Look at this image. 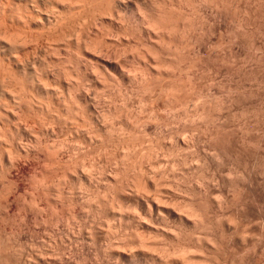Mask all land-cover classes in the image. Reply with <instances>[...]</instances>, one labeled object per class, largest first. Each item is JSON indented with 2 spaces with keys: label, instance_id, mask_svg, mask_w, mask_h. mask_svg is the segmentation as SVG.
I'll return each instance as SVG.
<instances>
[{
  "label": "rangeland",
  "instance_id": "1",
  "mask_svg": "<svg viewBox=\"0 0 264 264\" xmlns=\"http://www.w3.org/2000/svg\"><path fill=\"white\" fill-rule=\"evenodd\" d=\"M13 1V2H12ZM17 1V2H16ZM139 1V0H136ZM142 1V2H141ZM140 3H143L146 6L150 5L151 0H146L143 1L141 0ZM159 1V0H158ZM164 3H166L167 7L168 6H175L176 1L174 0H162ZM161 1V2H162ZM169 1V2H168ZM218 1V0H217ZM231 3L229 4V2L227 3L229 5L228 7V12L226 11V15L225 13L223 14L221 12V14L219 16L218 13L217 14H211V15H216V16H206L209 15L207 13H209V11H207V9L205 10V8L201 7L199 5L197 6H193L194 4L190 3L185 4V2L182 4L187 5L190 7H187L184 5V7H181L182 9L184 8V10L188 13H190L191 11H194V20H197V18H201V25H205L202 26V29L206 28L209 29L211 27V29L209 31H207L206 29L204 30L205 32H207L208 34H206L202 29L199 28V26L196 29V33L198 30V34H194L197 37V39L199 38V40H197L196 42H199L198 44L201 45L199 46L200 49L197 46V43H195L196 46H194V50L199 49V55L197 54V58L198 56L200 57V59L198 58L197 60H201V61H197L196 65H192L193 67H190V69H188V66H186V68H180V69H184L183 71L180 69L178 71H176V69H174L175 71L172 72L175 73V75L177 76L178 73H180V75H182V77L178 74V77L180 76V78L184 79V80H188L187 78V74L189 75V79H191L190 83L192 86L190 85V97L191 100H189L186 102V111H184L185 113H183V109L180 107H178L179 109L174 111L172 110V108H170V104H168V106L166 104H162V102L158 101V100H154L152 101V98H148V96H146V94L140 95L139 93L136 92H131L130 93V97L129 98H125V100L123 99V95H127L129 94L127 91L130 90L129 86L132 81L128 82L127 79H123L125 80V82L123 83V80L121 81L122 83H120L118 85V83H114L116 82L115 79H117L119 75H116L111 73L110 76H115V77H110V78H114V82L111 80V82H106L105 84H100L96 83V84H85L88 83L85 80L81 79V77H83L84 75H82L80 77L81 81H84L83 83V87L88 93H86V91L83 90L82 85L80 86L82 88V90H80L79 92L82 93H86L88 94V96H90L88 98L87 102H90L91 105H89V109L86 108L85 103L83 101H81V99L79 100V98L76 99L74 98L72 100V95L74 96V93H78L79 92L76 89L75 92L73 89V93L69 92L66 88V78L64 80L63 76L64 75L62 72L63 68H62V64H57L59 66H61V69L59 70L58 67L56 65L50 66L47 69H50L51 72H49L47 69V72H49V74L47 75L46 71H45V67H47L46 65H41L42 63L40 62L42 59V54L43 52H41V49H38L41 47V45L45 42L46 45L50 44L54 45L55 49L57 50V46L58 47H64V45L66 47L69 48L70 51H76V50H80L82 49L79 48L77 49L76 46V39H79L78 42H81L83 44L84 42L90 43H95L94 45L97 46L102 39L103 41H105L103 43L100 44L103 48H101L103 50V54L102 56H104V58H107L108 56L110 57H114V60L116 61L117 59H120L121 61H123V64L120 63L119 60H117L120 64L124 65L123 66V71L125 73H127V71L129 69H135L137 66V69H147L148 70V66H147V62H145L147 59H150V56L152 54V52H148V49L146 51V48L148 46L147 41L145 39H143V37L141 36H136L131 34L130 35V31L128 33L127 30V35H124L123 37H121V35H123L122 32L120 33V30L118 25L113 23L111 25L110 21L108 19L104 20L101 22V20L99 19V15H97L96 12L94 11V7H90V5L88 3L86 6L80 7V9L82 8V10L78 9H73V10H66L64 9V12L67 11V15H70L73 11L74 13L69 16L68 20H65V17H67L60 9V11L63 13H59L57 7L54 11H57L55 13L62 14L63 19H61L62 21H64L65 23L62 24H58L57 26L54 27V29H52V31H50L51 33H49V31L46 33V35H44L43 37L40 35L39 36V31L37 29H35V27L31 28L30 30H33L32 32L30 31L28 33L29 28L23 29V25L18 26L20 24H17L15 21L17 17L13 16L16 10L14 9V7L16 8V6L18 7L19 5H17V3L19 4V0H0V37L1 39H3V37L6 39L7 36L9 39H12V37L10 36V34L15 37L13 38H20V36L26 35V33L28 35V37L25 36H21V37H25V38H29L30 40L33 38V41L31 40L32 43L35 44L37 43L38 45L34 46V47H38L37 51H35L36 49L34 47H32V44H29V49L30 53L28 54L26 51V55L24 54V60L23 58L22 61V65L25 63L28 66H31V63L34 62L33 64L35 66H32L35 68L30 67H26V65L24 67L26 68H22V65H20L19 67H15L13 65H6L8 64L5 61L3 66L0 64V103H3L4 105V100L7 102L9 101L8 99L11 100V98L8 96V93L5 92V90H7L8 87L11 86V88L13 89V87L15 89H13V91L16 94H20V99H16L18 101V103L14 102H10L11 106L14 109V113H17V119L14 117H10V113L9 115H3L5 117H2V119L0 120V130H1V135H0V199L2 197V199L0 200V212L1 209L3 210L0 214V254L1 255H5L6 258L5 260L6 263L8 264H132L134 262V260H132V263L130 262H126L124 261L121 257L117 256L116 252L114 251L112 245H111V240L105 239L101 237L97 236V233L100 234V231H102V229H106L108 227V225H112L111 222H113V218L109 219L111 221H109L107 219V217L109 218L110 216L107 214H111L109 211H105L102 208L99 210H96V206H98V203H101L102 199V195H104L105 193H101L102 191L104 192V188L106 186V182L108 176L112 175L113 172H118V175L123 177V173L125 171V169H127L128 164H130L128 161L132 160V157H135L134 155H132L133 151L134 153L137 150V155L139 154V156L136 155V157H140L141 156V150L146 149V150H142V156L145 157V155L149 158H145L148 159V161H145V163H147L146 165H144V168H147L149 166V164H151L150 166H152L149 169H152V172L148 170L149 173L147 172H143V175L145 173L144 176H147L146 174L149 175V177H153L156 180V177L159 175L160 179H161V175H163L161 180H156L158 183L161 181V184L164 187L163 189L169 191L172 187L173 184L175 182V180H178V178L180 179V181H176L175 183L177 185H179L177 188L173 187L174 190L176 192H174L173 188L171 189V195H167L168 192L163 193L164 191L162 190V194L163 196H165V198L167 196H170L169 199H179L184 200L185 199H190V191H193L192 189L195 188L196 186L199 189H203L205 186H203L205 184V179H207V182L205 185H208V183L210 184L211 180L215 178L214 181H211V187H213L212 185L214 184V190H212V188L210 189V191H214L213 193L210 194V196L212 195V198L214 196V198H219L220 195L221 196H230L232 195V188L229 187L227 184L230 183V177H231V181L233 179V177H235V174H237V170L239 171H243L244 175H247L246 173L248 172V179L252 180V183H250V189H253L254 196L256 195L255 198V207H254V213L255 215L250 218V220L252 219V223L250 220H248L249 225L247 224V226H249L247 228V234L245 233V236L243 237L242 241L241 238L239 240L241 241H237L238 243L235 244L236 246H234L235 248L239 247L240 245L243 246L242 250H246V252H241V246L238 248L239 251H237L239 254H237L236 256L239 257L240 254L241 256H244L245 262L248 260L247 264H264V244H262V246L259 244L262 241V238L259 240L258 235L256 234H252L251 230L255 229L257 226L255 223H258L257 225H261L259 221H257L256 217L261 221H263L264 216L263 212H264V196H262L264 194V0H229ZM5 2V3H4ZM8 2V3H7ZM149 2V4H148ZM162 2V4H163ZM168 2V3H167ZM174 2V3H173ZM13 3V4H12ZM173 5H171V4ZM176 3V4H175ZM2 4V5H1ZM4 4V5H3ZM181 4V5H182ZM21 5V4H20ZM101 7H99L100 9H102L103 11V4H100ZM182 5V6H183ZM233 5V7H232ZM3 6V7H2ZM9 6V7H8ZM47 6H50L49 4ZM46 6V7H47ZM99 6V5H98ZM199 6V7H198ZM236 6V7H235ZM5 7V8H4ZM86 7V8H85ZM89 7V8H88ZM97 6H95L96 8ZM105 7V6H104ZM195 7H198L197 9L202 10L201 12L205 11L204 15L203 13L200 15H195L197 11L193 10ZM4 10H2V9ZM9 8V9H8ZM176 8V7H175ZM188 8V9H187ZM193 8V9H192ZM236 8V9H235ZM245 8V9H244ZM261 8V9H260ZM48 9V8H47ZM72 9V8H69ZM86 9V10H85ZM89 9V11H88ZM93 9V10H91ZM170 9V8H169ZM174 10V8H172ZM196 9V10H197ZM239 9V10H238ZM263 9V10H262ZM2 10V11H1ZM11 10V13L9 12ZM18 10V9H17ZM20 10V9H19ZM18 10V11H19ZM51 10L48 9L47 11ZM96 10V9H95ZM98 10V9H97ZM96 10V11H97ZM168 10V8H167ZM171 10V9H170ZM183 10V11H184ZM4 11V12H3ZM7 11V12H6ZM15 11V12H13ZM18 11L16 13H18ZM52 11V10H51ZM70 11V12H68ZM77 11V12H76ZM100 11V10H99ZM175 11V10H174ZM173 11V12H174ZM248 11V12H247ZM257 11V12H256ZM3 12V13H2ZM20 13L22 12L21 10L19 11ZM85 12V13H84ZM176 12V11H175ZM231 12V14H230ZM172 13V11H171ZM228 13V16H227ZM254 13V14H253ZM263 13V14H262ZM9 14H11L14 18V20L8 16H10ZM57 14V15H58ZM81 14V15H80ZM222 14L225 15L226 19L224 18V16L222 17ZM234 14V15H233ZM250 14V15H249ZM11 16V17H12ZM187 16H191L192 17V13ZM203 16L207 17L210 20H206V18ZM213 17V18H211ZM219 17V18H218ZM222 17V18H221ZM228 17V18H227ZM242 17V18H241ZM71 18V19H70ZM218 18V20H217ZM221 18V20H220ZM12 19L13 21L11 22ZM67 19V18H66ZM76 19V20H74ZM60 20V21H61ZM80 20V21H79ZM190 20V19H189ZM197 20V21H198ZM205 22H204V21ZM213 20V21H212ZM215 20V21H214ZM220 20V21H219ZM238 20V21H237ZM75 21V22H74ZM99 21V22H98ZM203 21V24H202ZM245 21V22H244ZM14 22V23H13ZM97 22V23H96ZM108 22V23H107ZM190 22H193V20ZM211 22V23H210ZM216 22V23H215ZM102 23H104L105 25H101ZM109 24L108 26L106 25ZM234 23V25L232 24ZM65 26H64V25ZM63 25V26H62ZM67 25V26H66ZM211 25V26H210ZM230 25V26H229ZM232 25V26H231ZM255 25V26H254ZM62 28H61V27ZM103 26V27H102ZM106 26V27H104ZM212 26H214L212 28ZM229 26V27H228ZM59 27V28H58ZM111 27V28H110ZM241 27V28H240ZM256 27V28H255ZM21 28V29H20ZM25 28V27H24ZM113 28V29H112ZM215 28V31H214ZM225 28V30H224ZM231 28V29H230ZM260 28V29H259ZM81 29V30H80ZM113 31H112V30ZM118 31H117V30ZM126 29V28H125ZM251 29V31H250ZM25 30V31H24ZM35 30H37L38 32H34ZM59 30V31H58ZM104 30V31H103ZM201 35H199V33L201 32ZM254 30V31H253ZM256 30V31H255ZM17 31V32H16ZM111 31V32H110ZM193 31V30H192ZM214 31V32H212ZM222 31V32H221ZM10 32V33H9ZM13 32V33H12ZM26 32V33H25ZM57 32V33H56ZM59 32V33H58ZM212 32V33H210ZM234 32V33H233ZM5 33V34H4ZM31 33V34H30ZM88 33V34H87ZM90 33V34H89ZM92 33V34H91ZM98 33V34H97ZM104 33V34H103ZM262 33V34H260ZM9 34V35H8ZM17 34H20L19 36ZM36 34V35H34ZM52 34V35H51ZM105 35L106 37H102V35ZM118 34H121L118 36ZM136 34V33H135ZM205 34V35H203ZM231 34V35H230ZM38 35V36H37ZM132 35L134 37H132ZM138 35V34H137ZM204 37H203V36ZM209 35V36H208ZM234 35V36H233ZM99 36V37H98ZM108 36V37H107ZM133 39H129V41L127 40L128 38ZM136 36V37H135ZM195 36V37H196ZM223 36V37H222ZM32 37V38H30ZM50 37V38H49ZM100 39H98V38ZM102 37V38H101ZM125 37V38H124ZM128 37V38H127ZM141 37V41L138 40ZM184 37V36H183ZM182 37V42H183V38ZM214 37V38H213ZM44 38V39H43ZM56 38V39H55ZM114 38V39H113ZM124 38V39H123ZM127 38V39H126ZM202 38V39H201ZM40 39V41H39ZM50 39V40H49ZM62 39V41H61ZM89 39V40H88ZM96 39V40H95ZM111 39H113L112 41H110ZM221 39V40H220ZM48 40V41H47ZM65 40V41H64ZM86 40V41H85ZM100 40V41H98ZM143 40V41H142ZM185 40V39H184ZM205 40V41H204ZM208 40V41H207ZM61 41V42H60ZM98 41V42H96ZM119 41V42H118ZM136 41V42H135ZM180 41V42H181ZM187 41V39L185 40ZM218 41V43H217ZM54 42V43H53ZM56 42V43H55ZM74 42V43H73ZM109 42V43H108ZM145 42V43H143ZM225 42V43H224ZM39 43H42L39 45ZM44 43V44H45ZM63 43V44H62ZM69 43V44H67ZM79 43V44H81ZM97 43V45H96ZM107 43V44H106ZM129 43V44H128ZM139 43V44H137ZM220 43V44H219ZM43 44V45H44ZM59 44V45H58ZM74 44V46H73ZM147 44V45H145ZM181 44H184L181 43ZM190 44V43H189ZM214 44L215 47H214ZM228 46H226V45ZM107 45V46H104ZM185 45V44H184ZM191 45V44H190ZM82 46V45H79ZM135 46V47H134ZM150 48L153 46L149 45ZM148 46V47H149ZM188 46V45H187ZM187 46L185 47V50L187 49ZM202 46V47H201ZM209 46V47H208ZM226 48H223V47ZM230 46V48H229ZM259 46V47H257ZM71 47V48H70ZM73 47V48H72ZM100 47V46H98ZM193 47V46H191ZM212 47V49L210 48ZM222 47V48H221ZM249 47V48H248ZM65 48V47H64ZM60 49L58 48L59 52L58 53H62L64 56L65 55V49ZM152 48L149 49L152 51ZM190 48V47H188ZM205 48V49H204ZM218 48V49H217ZM228 48V49H227ZM252 48V49H251ZM258 48V49H257ZM262 48V49H261ZM51 49H54L53 47L48 48V52L51 51ZM54 49L53 52H50L52 55H50L47 51L46 53L50 55V58H52L54 52L56 54V50ZM108 49V50H106ZM133 49V50H132ZM140 49V51H139ZM156 49V48H155ZM153 48V51L155 52V50ZM215 49V50H213ZM226 49L227 52L225 53L226 55L229 56V63L227 61V56L226 58L224 57V53L223 50ZM34 50V52H33ZM61 50V51H60ZM184 49L180 50L179 53L181 51H183ZM184 50V51H185ZM189 50V51H188ZM186 50L187 52H189V54L194 55L192 53L193 50L188 49ZM202 50V51H201ZM209 50L208 54L210 55H205L207 54L206 51ZM213 52H212V51ZM219 50V51H218ZM224 50V51H226ZM259 50V51H257ZM28 51V49H27ZM39 51L41 53V55L39 54ZM69 51V52H70ZM133 51V52H132ZM139 51V52H138ZM181 52L184 53L183 57L185 56V58L187 57L188 60L190 58V61H192L193 57L196 56L194 55L191 59L190 55L186 54L185 52ZM192 51V52H191ZM221 51V52H220ZM232 51V52H231ZM36 52V55L34 54ZM116 52V53H115ZM132 52V53H131ZM136 52V53H134ZM140 52H144L145 56H147L148 58H145L143 61V56L141 55L142 53ZM148 52V54L146 53ZM172 52V51H171ZM178 52V51H177ZM175 52V54L177 53ZM191 52V53H190ZM203 52V54H202ZM216 52L218 54H216ZM231 52V53H230ZM255 52V53H254ZM72 53V52H71ZM69 53V54H71ZM74 53V52H73ZM131 53V54H130ZM134 53V55H132ZM140 53V55L138 56V54ZM166 51H163V55L162 57L164 58V56L166 55ZM169 53V52H168ZM196 53H198V50L196 51ZM195 53V54H196ZM220 53V54H219ZM28 54V55H27ZM38 54V55H37ZM106 56H105V55ZM116 54V55H114ZM165 54V55H164ZM171 54V53H170ZM214 54V55H213ZM238 54V55H237ZM261 54V55H260ZM263 54V55H262ZM34 55V56H33ZM49 55H47L46 58H48L49 60ZM75 55V53H74ZM188 55V56H187ZM203 55V56H202ZM29 56V57H28ZM33 56V57H32ZM46 56V54H45ZM54 56H57L54 55ZM53 56V57H54ZM66 56V55H65ZM73 56V55H70ZM167 56V60H169L168 58V54ZM176 61L177 58L179 59L180 57H178V53L176 54ZM206 56V58H205ZM209 56V57H208ZM218 56V57H217ZM222 56V57H221ZM233 56V57H232ZM28 57V58H27ZM75 57H77L75 55ZM203 57V58H202ZM225 60H224V58ZM27 58V59H26ZM34 58L35 61H34ZM39 58H41L39 60ZM72 58V57H71ZM162 58V60H163ZM166 58V57H165ZM65 59V58H64ZM75 60V58H72ZM109 59V58H108ZM111 59V58H110ZM125 59V60H124ZM160 59V58H159ZM175 59V58H174ZM184 59V58H183ZM182 59V55H181V60L182 63H185L188 65L190 63L189 62H184V60ZM28 60V61H27ZM30 60V61H29ZM63 60V58H62ZM74 60L72 61V64L74 62ZM112 59V61H114ZM173 58H171L169 61L167 62H172ZM179 60V61H181ZM195 60V58H194ZM193 60V61H194ZM256 62H255V61ZM21 61V62H22ZM47 61V60H46ZM116 61V62H117ZM165 61V59H164ZM166 61L164 63H166ZM175 61V60H173ZM175 61V63H177ZM178 61V63H179ZM227 61V63H226ZM233 61V62H232ZM253 61V62H252ZM258 61V62H257ZM27 62V63H26ZM31 62V63H30ZM36 62V63H35ZM38 62L41 63L38 65ZM69 61H63V66H67ZM71 62V61H70ZM117 62V63H118ZM127 62V63H126ZM6 63V64H5ZM82 63V62H80ZM125 63V64H124ZM145 63V64H144ZM174 63V62H173ZM172 63V64H173ZM177 63V64H178ZM260 65H259V64ZM70 63V65H72ZM55 65V64H54ZM69 65V64H68ZM130 65V66H129ZM144 65V66H143ZM176 65V64H175ZM180 65V63L178 64V66ZM184 65L182 64L181 67H184ZM190 65V64H189ZM255 65V66H254ZM8 66V69L7 67ZM12 68H11V67ZM134 66V68H133ZM141 66V68H140ZM148 68H147V67ZM177 66V65H176ZM5 69H3V68ZM10 67V69H9ZM41 67H42V71H41ZM128 67V68H127ZM143 67V68H142ZM29 68V70H28ZM37 68H39L40 70H38ZM58 71H62V72H58ZM192 68V69H191ZM195 68V69H194ZM20 69V71H19ZM24 69V70H23ZM26 69V70H25ZM38 71H37V70ZM127 69V70H126ZM150 69V68H149ZM187 69V70H186ZM4 70V71H3ZM12 70V71H11ZM15 70V71H14ZM17 70V71H16ZM34 70L36 73H34ZM152 70V69H151ZM210 70V71H209ZM19 71V72H18ZM32 71V72H30ZM153 71V70H152ZM187 71V72H186ZM192 71V72H191ZM11 72V73H10ZM17 72V73H16ZM26 72V73H25ZM30 72V73H29ZM44 74H43V73ZM54 72V73H53ZM58 72V73H56ZM182 72V73H181ZM190 72V73H189ZM15 73L14 77L13 74ZM22 73V74H20ZM42 73V74H41ZM186 73V75H184ZM231 73V74H230ZM247 73V74H246ZM11 74V75H8ZM36 74V75H35ZM42 76H40V75ZM57 74V75H56ZM59 75L60 78H59ZM200 74V75H199ZM215 74V75H214ZM17 75V76H16ZM20 75V76H19ZM23 75V76H22ZM31 75V76H29ZM40 78H38L39 76ZM173 74V76H175ZM228 75V76H227ZM254 75V76H253ZM7 76V77H6ZM22 76V77H21ZM33 76V77H32ZM86 76V75H85ZM84 76V78H85ZM109 76V75H107ZM106 76V77H107ZM175 76V77H176ZM4 77V78H3ZM13 77V78H12ZM24 77V78H23ZM88 78V76H86ZM192 77V78H190ZM239 77V78H238ZM21 78V79H19ZM28 78V79H27ZM32 78V79H31ZM44 78V79H43ZM52 78V80H51ZM59 78V79H58ZM110 78L108 77L107 80H110ZM258 78V79H257ZM15 79V81H14ZM35 79V80H34ZM40 79V80H39ZM47 79H50L47 80ZM121 78L119 77V79L117 80L119 82ZM257 79V80H256ZM9 80V81H8ZM11 80V81H10ZM55 80V82H54ZM58 80L60 81V83L58 82ZM64 80V81H63ZM106 80V81H107ZM183 80V81H184ZM260 80V81H259ZM24 83H22V82ZM26 81V82H25ZM35 81V82H34ZM37 81V82H36ZM43 81V82H42ZM62 81V82H61ZM190 81V80H189ZM217 81V82H216ZM241 81V82H240ZM244 81V82H243ZM8 82V83H7ZM9 82L13 83L11 85V83L9 84ZM20 82V83H19ZM28 82V83H27ZM34 82V83H33ZM47 82V83H46ZM50 82V83H49ZM52 82V83H51ZM59 86H58V84ZM65 82V83H64ZM231 82H233L231 84ZM237 82V83H236ZM16 83V84H15ZM18 83V85H17ZM31 83V84H30ZM37 83V84H36ZM40 83V84H39ZM42 83V84H41ZM44 83V84H43ZM114 83V84H113ZM195 83V86H194ZM260 83V84H259ZM3 84V85H2ZM6 84V85H4ZM38 84L42 85V87L44 86L47 87L45 88V90H41L44 88L39 87V90L36 89V86L38 88ZM49 84V85H46ZM63 84V85H62ZM85 84V85H84ZM109 84V85H108ZM133 84V83H132ZM131 84V85H132ZM23 85V86H22ZM27 85V86H26ZM30 85V86H29ZM34 85V86H32ZM104 85V86H102ZM108 85V87H107ZM117 85V87H116ZM121 85V86H120ZM127 85L129 87V89L127 90ZM243 85V86H242ZM3 86V87H2ZM7 88H6V87ZM119 86V87H118ZM125 86V87H124ZM5 87V88H4ZM25 87V88H24ZM32 87V88H31ZM91 87V88H90ZM96 87V88H95ZM103 87V88H102ZM123 87V88H122ZM224 87V88H223ZM226 87V88H225ZM234 87V88H233ZM34 88V89H33ZM87 88V89H86ZM98 88V89H97ZM195 88V89H194ZM199 90H197V89ZM9 89V88H8ZM25 89V90H24ZM46 89H48L46 91ZM56 89V90H55ZM61 89V90H60ZM107 89V90H106ZM109 89V90H108ZM114 89V90H113ZM119 89V91H118ZM235 89V91H234ZM251 89V90H250ZM4 90V92H3ZM31 90V91H30ZM38 90V91H37ZM43 91V92H40ZM52 90V91H51ZM54 90V91H53ZM106 90V91H105ZM189 90V89H188ZM210 90V91H209ZM244 90V91H243ZM37 91V92H36ZM50 91V92H49ZM58 91V93H56ZM60 91V92H59ZM62 91V92H61ZM102 91V92H101ZM193 91V92H192ZM223 91V92H222ZM250 91V92H249ZM18 92V93H17ZM27 92V93H26ZM46 92V93H45ZM54 92V94H53ZM64 92V93H63ZM66 92L72 93L71 95H67ZM104 92V93H103ZM106 92V93H105ZM108 92V93H107ZM118 92V93H117ZM125 92L127 94H125ZM228 92V93H227ZM5 95H3V94ZM25 93V94H24ZM61 93V94H59ZM122 94V98L119 94ZM235 93V94H234ZM22 94V95H21ZM32 94V95H30ZM59 96H57V95ZM66 94V95H65ZM115 94V95H114ZM192 94V97H191ZM201 94V96H200ZM204 94V95H203ZM215 94V95H214ZM253 94V95H252ZM65 95V96H64ZM77 95V94H76ZM75 95V96H76ZM118 95V96H117ZM135 95V96H134ZM145 95V96H144ZM148 95V94H147ZM157 93L155 92V94L153 93L152 96H154V98L157 97ZM222 95V97H221ZM3 96V97H2ZM8 96V97H7ZM38 96V97H37ZM57 96V97H56ZM74 96V97H75ZM78 96V95H77ZM104 96V97H103ZM113 96V97H112ZM117 96V97H116ZM151 95H149V97H152ZM159 96V95H158ZM214 96V97H213ZM216 96V98H215ZM22 97V98H21ZM47 97V98H46ZM66 97V98H65ZM97 97V98H96ZM125 97V96H124ZM143 97V98H142ZM194 97V98H193ZM209 97L211 98V102L213 103V107H211V102L209 103L210 105H206V102H201L202 99H209ZM213 97V99H212ZM218 97V98H217ZM221 97V98H220ZM8 98V99H6ZM92 98V99H91ZM95 98V99H93ZM146 98V99H145ZM238 98V99H237ZM90 99V100H89ZM123 99V100H122ZM136 99V100H135ZM150 99V100H148ZM193 99V100H192ZM195 99V100H194ZM228 99V100H227ZM237 99V100H236ZM3 100V101H2ZM65 100V101H64ZM94 100V101H93ZM139 100V101H138ZM199 100V101H198ZM202 100V101H204ZM215 100V101H214ZM224 100V101H223ZM230 100V101H229ZM240 100V101H239ZM39 103H38V102ZM64 101V102H63ZM67 101V102H66ZM70 103H69V102ZM79 101V102H78ZM109 101V103H108ZM125 101V102H124ZM158 103H157V102ZM210 101V99H209ZM222 101V102H221ZM66 102V103H65ZM123 102V103H122ZM189 102V103H188ZM192 102V103H191ZM201 102V103H200ZM217 103V105L215 103ZM7 102V104H9ZM59 103V104H58ZM79 103V104H78ZM129 103V104H128ZM132 103V104H131ZM197 103V104H195ZM9 104V105H10ZM27 104V105H26ZM40 104V105H39ZM52 104V105H51ZM89 104V103H88ZM156 104V105H155ZM192 104V105H191ZM203 106L206 105V107H202V109L204 110H210V113L213 115H207L202 121V118H196V116L191 117L189 115H187L188 111L192 112L194 108H197L200 110L201 107L200 105ZM24 105V106H23ZM42 105V106H41ZM61 105V106H60ZM110 105V106H109ZM128 105V106H127ZM198 107H197V106ZM223 105V106H222ZM8 106V107H11ZM63 106V107H62ZM84 108H83V107ZM93 106V107H92ZM115 106V107H114ZM157 106V107H156ZM190 106V107H189ZM1 107V104H0ZM3 107V106H2ZM6 107V106H4ZM73 107V108H72ZM76 107V108H75ZM92 107V108H91ZM124 107V110H123ZM188 107V108H187ZM215 107V108H214ZM51 108V109H50ZM78 108V109H77ZM91 108V109H90ZM119 110H118V109ZM131 108V109H130ZM213 108V109H212ZM221 108V109H220ZM7 109V107L5 108ZM11 109V108H9ZM8 109V110H9ZM60 109V111H59ZM109 109V110H108ZM121 109V110H120ZM155 109V110H154ZM184 109V110H185ZM215 109V110H214ZM52 110V111H51ZM58 110V111H57ZM76 110V111H75ZM107 110V111H106ZM137 110V111H136ZM188 110V111H187ZM192 110V111H191ZM17 111V112H15ZM26 111V112H25ZM43 111V112H42ZM73 111V112H72ZM93 111V113H92ZM121 111V112H120ZM169 111V112H168ZM179 111V112H177ZM213 113H212V112ZM216 111V113H215ZM221 111V112H220ZM238 111V112H237ZM28 112V113H27ZM58 112V113H57ZM106 112V113H105ZM176 112V113H175ZM52 113V114H51ZM78 113V114H77ZM82 113V114H81ZM85 113V115H84ZM92 113V114H91ZM138 113V114H137ZM158 113V114H156ZM20 114V116H19ZM100 114V115H99ZM131 114V115H130ZM163 114V115H162ZM52 115V116H51ZM88 115V116H87ZM130 115V116H129ZM144 115V116H143ZM155 115L157 116L155 119ZM219 116L217 118V116ZM8 116V117H7ZM75 116V117H74ZM82 116V117H81ZM120 116V117H119ZM134 116V117H133ZM143 116V117H141ZM214 116V117H213ZM10 117V118H9ZM35 117V118H34ZM51 117V118H50ZM85 117V118H84ZM97 117V118H96ZM139 118L137 120L136 119ZM145 117V118H144ZM150 117V118H149ZM159 117V118H158ZM166 117V118H165ZM180 117V118H179ZM188 117V118H187ZM190 117V118H189ZM38 118V119H37ZM42 118V119H41ZM84 118V119H83ZM148 118V119H147ZM164 118V119H163ZM177 118V119H176ZM187 118V119H186ZM192 118V119H191ZM215 118V119H214ZM4 119V120H3ZM9 119V120H8ZM16 119V120H15ZM78 121H77V120ZM88 119V120H87ZM132 119V120H131ZM147 119V120H146ZM154 119V120H153ZM3 120V121H2ZM13 120V121H12ZM45 120V121H44ZM74 120V121H73ZM83 120V121H82ZM86 120V121H85ZM134 120V121H133ZM201 120V121H200ZM213 122H211V121ZM2 121V122H1ZM6 121V122H5ZM62 121V122H61ZM77 121V122H76ZM105 121V122H104ZM160 121V122H159ZM217 121V122H216ZM11 122V123H10ZM47 122V123H46ZM104 122V124H103ZM118 122V123H117ZM122 124H121V123ZM141 122V124H140ZM261 122V123H259ZM263 122V123H262ZM87 123V124H86ZM91 123V124H90ZM108 123V124H105ZM111 123V124H110ZM113 123V124H112ZM163 123V124H162ZM42 124V125H40ZM65 124V125H64ZM131 124V125H130ZM230 124V125H229ZM38 125V126H37ZM70 125V126H69ZM107 125V127H106ZM111 125V126H110ZM210 125V126H209ZM123 126V127H122ZM219 126V127H216ZM221 126V127H220ZM4 127V128H2ZM18 130H17V128ZM48 127V128H47ZM182 127V128H181ZM7 128V129H5ZM107 128V129H106ZM111 128V129H110ZM115 128V129H113ZM119 128V129H118ZM126 128V129H125ZM131 128V129H130ZM141 128V130H140ZM181 128V129H180ZM187 128V129H186ZM223 128V130L225 132H227V134L234 135V139L232 137V139L230 138L229 140L227 138H229V135L224 134L223 133H219ZM221 128V129H220ZM248 128V129H247ZM258 128V129H257ZM12 129V130H11ZM26 129V130H25ZM194 129V130H193ZM217 129V130H215ZM230 129V130H229ZM256 129V130H255ZM15 130V131H14ZM52 130V131H51ZM116 130V131H115ZM129 130V131H128ZM143 130V131H142ZM173 130V131H172ZM211 130V131H210ZM228 130V131H227ZM263 132H262V131ZM14 131V132H13ZM54 131V132H53ZM140 131V133H139ZM145 131V133H144ZM172 131V132H171ZM207 131L209 133H207ZM212 131H217V136L218 133L219 135L222 134V136L227 135L226 140H224L223 142L218 141L219 139L223 138V137H216V136H211V132ZM230 131V132H229ZM18 132V133H17ZM27 132V133H26ZM137 132V133H136ZM202 132V133H201ZM243 132V133H242ZM246 132V133H245ZM248 132V133H247ZM6 133V134H5ZM30 133V134H29ZM57 133V134H56ZM102 133V134H101ZM117 133V134H116ZM129 133V134H128ZM162 133V134H161ZM166 133V134H165ZM245 133V134H244ZM11 134V136H10ZM29 134V135H28ZM143 134V135H142ZM197 134V135H196ZM199 134V135H198ZM205 134V135H204ZM211 134V135H210ZM216 134V133H215ZM5 137H4V136ZM31 135V136H30ZM127 135V136H126ZM129 135V136H128ZM154 135V136H152ZM207 135V136H206ZM230 135V136H231ZM245 137L247 136L245 139L241 136ZM15 136V137H14ZM124 136V137H123ZM127 138H126V137ZM211 136V137H210ZM238 136V137H237ZM39 137V138H37ZM53 137V138H52ZM146 137V138H145ZM215 139H214V138ZM224 137V138H225ZM236 137V138H235ZM251 137V138H250ZM6 138V139H5ZM140 138V139H139ZM191 138V139H190ZM194 138V139H193ZM223 138V139H224ZM237 138L239 140H237ZM120 139V140H119ZM128 139V140H127ZM163 139V140H162ZM213 140H215L214 142H219L217 143V145L219 146V144H221V147L225 148V150L229 145L228 148H231L232 142L236 140L238 141L237 143H233L232 146H234L235 144V148H231L229 149V152L227 154L230 153V151H233L235 153L232 152L231 156H225L223 153V157H219V160L221 161H216L218 163V165H215L216 162L213 160L212 156V151L214 152L215 150L213 149V147L211 148V144L214 143ZM218 139V140H217ZM243 139L245 141H243ZM248 141H247V140ZM3 140V141H2ZM7 140V141H6ZM17 140V141H16ZM39 140V141H38ZM45 140L46 142L48 141L49 144H53V148L54 150H56L55 148L61 149L58 151V153L62 152L63 154H59L62 158H63V162L60 161L58 166L56 165H52L55 164L56 162L53 163V159L49 156H44L46 154V152L42 151V146L43 144H45ZM126 140V141H125ZM187 140V141H186ZM217 140V141H216ZM231 143H228V141ZM232 140V141H230ZM6 141V142H5ZM19 141V142H18ZM99 141V142H98ZM120 141V142H119ZM130 141V142H129ZM132 141V142H131ZM210 141V142H209ZM226 141V142H225ZM12 142V143H11ZM21 142V143H20ZM22 142L24 144H22ZM39 142V143H38ZM212 142V143H211ZM257 142V143H256ZM16 143H18L17 146ZM103 143V144H102ZM226 144V146L224 147L223 145ZM242 143V144H241ZM3 144V145H2ZM20 144V145H19ZM26 144V145H25ZM57 146H56V145ZM70 144V145H69ZM96 144V145H95ZM101 144V145H100ZM110 144V145H109ZM115 144V145H114ZM122 144V145H121ZM131 144V145H130ZM162 144V145H161ZM187 144V145H186ZM193 144V146H192ZM231 144V145H230ZM238 144V145H237ZM9 145V146H8ZM24 145V146H23ZM31 145V146H30ZM34 147H33V146ZM61 145V146H60ZM107 145V146H106ZM130 145V146H129ZM158 145V146H157ZM23 146V147H22ZM56 146V147H55ZM65 146V147H64ZM133 146V147H132ZM144 148H141V147ZM150 148H148V147ZM152 146H154L152 148ZM157 146V147H155ZM174 146V147H173ZM241 146V147H239ZM15 147V148H14ZM19 147V148H18ZM21 147L22 148H28L30 150H28V155L25 157L23 156L24 152L21 151ZM107 147V148H106ZM119 147V148H118ZM128 147V148H127ZM132 147V148H130ZM220 147V148H221ZM247 147V148H246ZM136 148V149H135ZM148 148V149H147ZM164 148V149H163ZM199 148V149H198ZM238 148V149H237ZM19 151H18V150ZM38 149V150H37ZM57 149V150H58ZM123 149V151H121ZM126 149H129L126 150ZM131 149H133L131 151ZM236 151H235V150ZM242 149V150H241ZM12 150V151H11ZM17 150V151H16ZM44 150V149H43ZM140 150V151H139ZM152 150V151H150ZM208 150V151H207ZM249 150V151H248ZM7 151V152H6ZM22 154H21V152ZM34 153H33V152ZM53 151V150H52ZM88 151V152H87ZM131 151V152H130ZM239 151V154L238 152ZM241 151V152H240ZM20 152V153H18ZM32 152V153H31ZM38 152V153H37ZM43 152L44 155L41 153ZM54 152V151H53ZM56 152V151H55ZM97 152V153H96ZM130 154H129V153ZM157 152V153H156ZM205 152V153H204ZM18 153V154H17ZM86 153V154H85ZM153 153V155H152ZM155 153V154H154ZM212 153V154H211ZM11 154V155H10ZM22 155L21 157L19 155ZM67 154V155H66ZM80 154V155H79ZM90 154V155H89ZM109 154V155H108ZM119 154V155H118ZM125 154V155H124ZM127 154V155H126ZM129 154V155H128ZM151 154V155H150ZM229 154V155H230ZM13 155V156H12ZM18 155V156H16ZM38 155V156H37ZM47 155V154H46ZM52 155V154H51ZM87 155V156H86ZM156 155V158H155ZM211 155V156H210ZM238 155V156H237ZM240 155V156H239ZM12 158H11V157ZM19 158H16V157ZM53 156V155H52ZM66 156V157H64ZM110 156V157H109ZM114 156V157H113ZM125 156V157H123ZM141 156V157H142ZM14 157H15V161L17 160L18 164L24 163L22 164L23 166H17L14 164ZM25 159H23V158ZM37 157V158H36ZM41 157V159H40ZM44 157V158H42ZM49 157V158H48ZM81 157V158H80ZM109 157V158H108ZM123 157V159H121ZM203 157V158H202ZM241 159H240V158ZM46 158V159H45ZM78 158V159H77ZM126 158V160L124 159ZM130 158V159H129ZM210 158L212 160H210ZM221 158V159H220ZM231 158V159H230ZM235 158L237 160H235ZM239 158V159H238ZM19 159V160H18ZM40 159V160H38ZM48 159H52V163L48 162ZM108 159V160H106ZM118 159V160H117ZM158 159V160H157ZM218 159V158H217ZM233 159V160H232ZM11 160V161H10ZM22 160V161H21ZM28 160V161H27ZM32 160V161H31ZM46 160V161H45ZM70 160V161H69ZM90 162H89V161ZM123 160V161H122ZM125 160V161H124ZM151 160V161H150ZM241 160V161H240ZM245 160V161H244ZM76 162H80L79 164H77L76 166ZM119 161V162H118ZM203 161H205L203 163ZM206 161L208 163H206ZM213 161V162H212ZM239 161V162H237ZM67 162V163H66ZM71 164H70V163ZM84 162V163H83ZM88 162V163H87ZM116 162V163H115ZM127 162V163H126ZM176 162V163H175ZM178 162V163H177ZM198 162V163H197ZM231 162V163H229ZM260 162V163H259ZM12 163V165H11ZM74 163V165H73ZM225 163V164H224ZM256 163V164H255ZM47 164V165H45ZM80 164H83V166H81ZM85 164V165H84ZM123 164V165H122ZM197 164V165H196ZM207 164V165H206ZM238 164V165H237ZM244 164H246L244 166ZM251 164V165H250ZM6 165V166H5ZM52 167H51V166ZM67 167H66V166ZM73 165V166H72ZM97 165V166H96ZM101 165V166H100ZM110 165V166H109ZM115 165V166H114ZM117 165V166H116ZM120 165V166H119ZM230 165V166H229ZM249 165V166H248ZM12 166V167H11ZM47 166V167H46ZM64 166V167H63ZM68 166H70V168H68ZM79 166V167H78ZM86 166V167H85ZM112 166V167H111ZM130 166V165H129ZM165 166V167H164ZM170 166V167H169ZM201 168H200V167ZM207 166V167H206ZM219 166V167H218ZM224 166V167H223ZM233 166V167H232ZM252 166V167H251ZM259 166V167H258ZM26 167V168H25ZM43 167V168H42ZM92 170L89 169V168ZM108 167V168H107ZM199 167V168H198ZM203 167V168H202ZM230 167V168H229ZM244 167V168H243ZM256 167V168H255ZM263 167V168H262ZM4 168V169H3ZM8 168V170H7ZM56 168V169H55ZM62 168V169H61ZM67 168V169H66ZM73 168V169H71ZM77 168V169H75ZM84 169V171L82 169ZM86 168V169H85ZM118 168V169H117ZM131 168V167H130ZM130 168L128 167V169L130 170ZM173 168V169H172ZM217 170H216V169ZM239 168V169H238ZM254 168V169H253ZM260 168V169H259ZM11 169V170H10ZM23 169V170H22ZM34 169V170H33ZM44 169V170H43ZM50 169V170H49ZM70 169V170H69ZM116 171H115V170ZM127 169V173L128 175L130 174V176L132 175V169L129 171ZM194 169V170H193ZM198 169V170H196ZM203 169V172H201V170ZM236 169V170H235ZM3 170V171H2ZM25 170V171H24ZM40 170V171H39ZM57 170V171H56ZM59 170V171H58ZM90 170V172H89ZM145 169V171H147ZM155 172H154V171ZM158 170V171H157ZM160 170V171H159ZM230 170V171H229ZM251 170V171H250ZM19 171V172H18ZM38 171V173H37ZM55 173H54V172ZM77 171V172H76ZM85 171H88L87 173L91 174V176H86L87 174L84 173ZM144 171V169H143ZM164 171V172H163ZM174 171V172H173ZM189 171V172H188ZM213 171H215L213 173ZM6 172V173H5ZM74 172V173H73ZM101 172V173H100ZM126 172V171H125ZM158 172V173H157ZM173 172V173H172ZM208 172V173H207ZM219 172V173H218ZM236 172V173H235ZM5 173V174H4ZM50 173V174H49ZM53 173V174H52ZM77 173V175H76ZM84 173V174H83ZM104 173V174H103ZM127 173H125L127 175ZM182 173V174H181ZM212 173V176L207 175V174ZM241 173V172H240ZM10 174V175H8ZM12 174V175H11ZM43 174V175H42ZM52 174V175H51ZM55 174V175H54ZM74 174V175H72ZM83 178H81V176ZM86 174V175H85ZM103 174V175H102ZM124 174L123 178H126L127 176ZM151 174V175H150ZM192 174V175H191ZM218 174V175H217ZM229 174V175H228ZM232 174V175H231ZM31 175V176H30ZM67 175V176H66ZM72 175V176H70ZM85 175V176H84ZM157 175V176H155ZM200 175L202 177H200ZM215 175V177L213 176ZM231 175V176H230ZM10 176V177H7ZM39 176V177H38ZM44 176V177H43ZM47 176V177H46ZM66 176V177H65ZM74 176V177H73ZM93 176V179H92ZM98 178H97V177ZM102 176V177H101ZM126 176V177H125ZM158 176V177H159ZM165 176V177H164ZM167 176V177H166ZM172 176V178H171ZM174 176V177H173ZM182 176V177H181ZM186 176V177H185ZM195 179H194V177ZM206 176V178H205ZM208 176H210V178H208ZM263 176V177H262ZM7 177V178H6ZM38 177V178H37ZM59 179H58V178ZM129 177V176H128ZM127 177V178H128ZM148 177V176H147ZM157 177V178H158ZM177 178L173 181L174 178ZM185 177V178H183ZM189 177V178H188ZM197 177V178H196ZM217 177V178H216ZM220 177V178H219ZM228 177V178H227ZM21 178V179H20ZM34 178V179H33ZM36 178V179H35ZM47 178V179H46ZM76 178V179H75ZM79 178V179H77ZM110 178V177H109ZM108 178V179H109ZM130 178V177H129ZM146 178V177H145ZM172 180H170V179ZM182 178V179H181ZM187 178V179H186ZM203 178V179H202ZM205 178V179H204ZM257 178V179H256ZM6 179V180H5ZM30 179V180H29ZM64 179V181H63ZM81 179V180H80ZM85 179V180H84ZM91 179V180H88ZM164 179V180H163ZM169 179L170 183H172V185L170 186L169 182L166 180ZM190 179V181H189ZM200 179V180H199ZM209 179V180H208ZM218 179V180H216ZM220 179V180H219ZM55 180V181H54ZM72 180V182H71ZM167 181L164 182L163 181ZM186 182V183H184ZM187 180V181H186ZM257 180V182H256ZM10 181V182H9ZM18 181V182H17ZM54 181V182H53ZM59 181V182H58ZM74 181V182H73ZM91 181V182H90ZM173 181V182H172ZM184 183L182 185V182ZM200 181V182H199ZM222 181V182H221ZM47 182V183H46ZM81 182V183H80ZM91 184H90V183ZM96 182V183H95ZM104 182V183H103ZM108 182V181H107ZM181 184H180V183ZM188 182V187L190 188H186V184ZM202 182V184H201ZM19 183V184H18ZM32 183V184H30ZM63 183V184H62ZM65 183V186H64ZM76 183V185H75ZM89 183V184H88ZM105 184V186L103 184ZM198 183V184H197ZM227 183V184H226ZM3 184V185H2ZM10 184V185H9ZM39 184V185H38ZM41 184V185H40ZM99 184V185H98ZM101 184V185H100ZM160 184V183H159ZM174 184V186L176 185ZM191 184V185H190ZM253 184V185H252ZM5 185V186H4ZM18 185V186H17ZM36 187H35V186ZM56 185V186H55ZM74 185V187H73ZM88 185V186H87ZM96 185V186H95ZM103 185V186H102ZM185 187L186 191L181 187ZM202 187H200V186ZM4 186V187H3ZM40 186V187H39ZM43 186V187H42ZM51 186V187H50ZM61 186H63V188H61ZM70 186V187H68ZM80 186V187H79ZM94 188H93V187ZM168 188H167V187ZM171 188H170V187ZM193 186V188H192ZM4 189H3V188ZM17 187V188H16ZM60 187V188H59ZM66 187V188H65ZM79 188V189H76ZM89 187V188H88ZM96 187V188H95ZM103 187V188H102ZM182 190H180V188ZM220 187V189H219ZM255 189H254V188ZM42 188V189H41ZM48 188V190H46ZM70 189V193L72 194H67L68 197H66V194L63 193H57L58 191L61 190H66V189ZM91 188V189H90ZM102 188V189H101ZM179 188V189H178ZM230 188V189H229ZM3 189V190H2ZM11 189V190H10ZM45 189V191H44ZM53 189V190H52ZM189 189V192H188ZM191 189V190H190ZM196 189V188H195ZM198 189V190H199ZM7 190V191H5ZM10 190V192H9ZM86 192H85V191ZM131 190V189H130ZM130 190H126L129 194H131ZM177 190L179 193H183L182 194V198L180 197L181 194H179V197L176 196L175 194H177ZM188 192L189 194V198H187V193L186 196L184 195L185 192ZM39 191V192H38ZM43 191L44 193L40 192ZM56 191V193H54ZM80 191V192H79ZM93 195L97 194V196L95 195V197L98 199H96L93 195H91L92 193ZM94 191V192H93ZM95 191H99V193H95ZM125 191V192H126ZM222 191V192H221ZM232 191V192H231ZM6 192L8 193H14L13 196L10 194L9 196V200L5 201L4 200V194ZM38 192V193H36ZM61 192V191H60ZM170 192V191H169ZM174 192V193H173ZM260 195H258L257 194ZM6 193V194H8ZM47 193V194H46ZM91 193V194H90ZM95 193V194H94ZM53 194V196H52ZM78 194V195H77ZM81 194V195H80ZM86 194V195H85ZM89 194V196H88ZM100 194V195H99ZM102 194V195H101ZM128 194V198H132L130 197V195ZM165 194V195H164ZM217 194H219L217 197ZM230 194V195H229ZM36 195V196H35ZM40 195V196H39ZM44 195V196H43ZM46 195V196H45ZM59 197H58V196ZM65 195V196H64ZM72 197V195L74 198H70V196ZM172 195H175L173 197H171ZM178 195V194H177ZM11 196V197H10ZM35 196V197H33ZM48 196V197H47ZM87 196V197H86ZM100 196V197H99ZM185 196V197H183ZM193 197L195 195H192ZM224 196V197H225ZM7 197V198H8ZM45 197V198H44ZM124 197V198H123ZM192 197V198H193ZM197 197V196H196ZM260 199H259V198ZM12 200H11V199ZM16 198V199H13ZM33 198V199H31ZM43 200H42V199ZM48 198V199H47ZM54 200L56 201H53ZM62 198H64L65 200L67 199L68 202L65 200L60 201L59 199L62 200ZM94 198V202L93 199ZM123 198V199H122ZM121 201L123 202L125 198V196H122ZM40 199V200H39ZM58 199V200H56ZM72 199H74L72 201ZM79 199V200H78ZM87 199V200H85ZM90 201H89V200ZM99 199H101L99 201ZM133 199V198H132ZM168 199V198H166ZM168 199V200H169ZM259 199V200H258ZM263 199V200H262ZM3 200V201H2ZM14 200V201H13ZM70 200V201H69ZM127 200V199H126ZM129 200V199H128ZM134 200V199H133ZM181 200V201H182ZM6 203H5V202ZM11 201V202H10ZM14 203H13V202ZM35 201V202H34ZM48 201V202H45ZM58 201V202H57ZM88 201V203H87ZM97 201V202H96ZM99 201V202H98ZM125 201V200H124ZM258 201V202H257ZM259 201L263 206H261V204L259 205ZM3 202V203H2ZM9 202V204H8ZM74 204H73V203ZM86 202V203H85ZM41 203V204H40ZM46 203V204H45ZM79 203V204H77ZM91 203V204H90ZM125 207L123 206V209L125 210V212L129 215L131 214V212H135L136 214H134L135 216H138L141 221H145V217L148 218L146 213H147V208H145L146 206H144V209L141 206H138L137 204H134L135 202H130L129 201H125L124 202ZM53 204V205H52ZM56 204V205H55ZM67 204V205H66ZM87 204V205H86ZM97 204V205H96ZM135 206H134V205ZM227 203L225 205L228 206ZM257 204V205H256ZM2 205V206H1ZM7 205V206H6ZM35 205V206H33ZM48 207H47V206ZM63 205V206H62ZM70 205V207H69ZM96 205V206H95ZM6 206V208L4 207ZM9 206V209H8ZM37 206V207H36ZM91 206V207H89ZM231 206V204L229 205ZM228 206V207H229ZM19 207V208H18ZM51 207V208H49ZM68 207V208H67ZM88 207V208H87ZM226 207V210L224 208V212H229V210L231 211L230 208ZM22 208V209H21ZM32 208V209H31ZM73 208V209H72ZM85 208V210H84ZM139 208V209H138ZM258 208H261V210H259ZM263 208V209H262ZM6 209V210H5ZM15 209V210H14ZM34 209V210H33ZM47 209V210H46ZM63 209V210H62ZM70 209V210H69ZM78 209V210H77ZM87 209V210H86ZM143 209V210H142ZM222 209H219V212H222ZM41 210V211H40ZM58 210V211H57ZM73 210V211H72ZM75 210V211H74ZM89 210V211H88ZM96 210V211H95ZM103 210V211H102ZM141 210V211H140ZM259 210V212H258ZM7 213H6V212ZM64 211V212H63ZM72 211V212H71ZM82 211V212H81ZM87 211V212H86ZM105 213H102L104 212ZM131 211V212H129ZM144 211V212H143ZM263 211V212H262ZM5 212V213H4ZM79 212V213H78ZM98 214H96V213ZM107 212V213H106ZM124 212V211H123ZM132 212V214H133ZM142 212V213H141ZM259 214H258V213ZM263 214H262V213ZM56 213V214H55ZM69 213V214H68ZM83 213V214H82ZM100 213V214H99ZM125 213V214H126ZM223 213V212H222ZM261 213V215H260ZM104 214L108 215V216H104ZM123 214V215H125ZM132 214L130 216L126 215L124 216V218L126 219L127 216L130 217L126 223H125V227L129 226L130 228L128 230V232L130 233L129 230H134L131 228L134 225V220L132 221L133 224L130 225L131 221H129L130 219L132 220ZM142 218H141V215ZM145 214V215H144ZM258 214V215H257ZM79 215V216H78ZM102 215V216H101ZM133 215V216H134ZM90 216V217H89ZM99 216V217H98ZM144 216V217H143ZM155 216V215H154ZM12 217V218H11ZM80 217V218H79ZM112 217V216H111ZM110 217V218H111ZM168 217V218H166ZM6 218V219H5ZM98 218V219H97ZM106 218V219H105ZM123 218V217H122ZM121 218V219H122ZM160 218V219H159ZM167 220H166V219ZM173 218V217H172ZM59 219V220H58ZM101 219V220H100ZM254 219V221H253ZM256 219V220H255ZM262 219V220H261ZM67 220V221H66ZM69 220V221H68ZM93 220V221H92ZM105 220V221H104ZM116 220V219H115ZM114 220V224L118 223ZM123 220V219H122ZM121 220V221H122ZM159 220H161V217H158L157 221L159 223ZM164 221H162L163 223H168L167 224H172L171 229L174 227V225H176V222L174 223V220L176 221V219L172 220L171 217L169 216H164ZM166 220V221H165ZM72 221V222H71ZM90 221V222H89ZM129 221V222H128ZM105 222V224H104ZM110 222V224H109ZM125 222V220H124ZM156 222V221H154ZM153 222V223H154ZM53 223V224H52ZM72 223V224H71ZM108 223V225H107ZM135 225H139L137 222H135ZM153 223H151L153 225ZM158 223H154L155 225L157 224V227L160 228V224H162L161 226H163V228H165L163 223H160L158 225ZM234 225L237 223L231 222ZM255 224V225H254ZM25 225V226H24ZM88 225V226H87ZM154 225V226H155ZM6 226V227H5ZM18 226V227H17ZM107 226V227H106ZM233 226V225H232ZM252 226H256V227H252ZM11 227V228H10ZM74 227V228H73ZM94 227V228H93ZM139 227V226H138ZM137 227V228H138ZM155 226V228L152 230H157V228ZM166 229H163L162 227L158 230L163 229L165 232V234L171 238V236H169L171 233H169V229L170 227L166 226ZM90 228V229H89ZM100 228H102L100 230ZM157 228V229H156ZM169 228V229H168ZM252 228V229H251ZM2 229V230H1ZM99 229V230H98ZM251 229L248 233V230ZM6 230V231H5ZM97 230V231H96ZM163 230H161L163 232ZM168 232H167V231ZM211 230V229H210ZM158 232V231H157ZM200 232V230L198 231V233ZM207 234V230H202V232H200L198 235L203 238L205 237L204 233ZM254 233V231H252ZM56 233V234H55ZM65 233V234H64ZM77 233V234H76ZM91 235L89 236L88 235ZM95 235H94V234ZM160 233V232H159ZM168 233V234H167ZM209 230H208V234H209ZM70 234V235H69ZM163 234V233H162ZM196 234V235H197ZM249 234V235H248ZM252 236H251V235ZM50 235V236H49ZM164 235V234H163ZM161 236L159 238H157V240L155 239V241L157 243H161L163 241H165L167 239V241L169 240V238H167V236ZM197 235V236H198ZM246 235L248 237H246ZM88 236V237H87ZM94 236V237H93ZM251 236V237H250ZM256 236V238H255ZM98 237V238H97ZM162 237H164L163 241L161 240ZM166 237V238H165ZM98 240H97V239ZM247 240H246V239ZM255 238V239H254ZM258 238V240H257ZM95 239V240H94ZM161 242H159L160 240ZM249 239L254 240L252 241L253 244H251L252 242L249 243ZM8 240V241H7ZM61 240V241H60ZM250 240V241H251ZM264 240V238H263ZM3 241V242H2ZM92 241V242H91ZM105 241V243H104ZM107 241V242H106ZM166 241V242H167ZM256 241H260V242H256ZM109 242V243H108ZM209 243V245L211 246V242L207 241ZM242 242V243H240ZM245 245H244V243ZM6 243V244H5ZM264 243V241H263ZM106 244V245H105ZM248 244V245H247ZM111 245V246H110ZM260 245V246H259ZM57 246V247H56ZM245 246V247H244ZM249 246V247H246ZM256 247V249L253 248ZM11 247V248H10ZM112 249H111V248ZM3 248V249H1ZM104 248V249H103ZM246 248V249H245ZM249 248V249H248ZM6 249V250H4ZM9 249V250H8ZM12 249V250H11ZM15 249V250H14ZM248 249V250H247ZM254 249V250H253ZM261 249V250H260ZM2 250V251H1ZM111 250V251H110ZM250 250V252H248ZM253 250V251H252ZM260 250V251H259ZM6 251V252H5ZM101 251V252H100ZM107 251V252H106ZM9 254H8V253ZM55 252V253H54ZM63 252V253H62ZM100 252V254H99ZM201 252V254H199ZM203 252V253H202ZM6 253V254H5ZM95 253V254H94ZM113 253V255H112ZM255 253V254H253ZM262 253V254H261ZM12 254V255H11ZM116 254V255H115ZM140 255H135V259H137L138 263L141 264H146L148 261V259L146 258L147 256L139 253ZM196 254L200 256V258L205 255V252L201 249L198 253L196 252ZM245 254V255H243ZM252 254L253 257L250 255ZM64 255V256H63ZM101 255V256H100ZM202 255V256H201ZM9 256V259L7 258ZM142 256V257H141ZM145 256V257H144ZM251 256V257H250ZM13 257V259H12ZM250 257V258H249ZM16 258V259H15ZM61 258V259H60ZM119 258V259H118ZM140 258V259H139ZM147 259L146 261H144V263L142 262L144 259ZM51 259V260H50ZM66 259V260H65ZM79 259V260H78ZM122 259V260H121ZM134 259V258H133ZM142 259V260H141ZM256 259V260H255ZM64 261V262H63ZM135 260V262H137ZM255 261V262H253ZM123 262V263H122ZM5 263V264H6ZM137 263V264H138ZM136 264V263H133Z\"/></svg>",
  "mask_w": 264,
  "mask_h": 264
},
{
  "label": "bare ground",
  "instance_id": "2",
  "mask_svg": "<svg viewBox=\"0 0 264 264\" xmlns=\"http://www.w3.org/2000/svg\"><path fill=\"white\" fill-rule=\"evenodd\" d=\"M4 1H7V0H4ZM140 1L141 0H139V1H136V0H19V4L17 3V5H19L18 7L16 6V8L14 7V9L16 10V12L20 9L22 12L20 13L19 11H18V13H16L15 11H13V12H15V13H12V14H14L13 16H16L17 17V15L16 14H18V17L16 18V17H13L11 14H9L10 16H8V17H10V18H12L13 20H14V18H16V20L17 21H15L17 24H20V25H18V26H20L21 27V25H23L22 27H23V29H26V28H29V29H27V30H29L28 31V33L31 31H33V30H30L31 28H33V27H35V29H37L38 31H39V36L41 35L42 37L44 36V35H46V33L49 31V33H51L50 31H52V29H54V27L55 26H57L60 22H62V23H65L64 21L65 20H68L69 19V16H71L73 13H74V11L70 14V15H67V11L66 12H64V9L66 10V8H67V10H73L74 8L75 9H80V7H83V6H86L87 4H85V3H88L89 5H90V7L92 8V7H94L93 9H94V11H92V14H93V12H96L97 13V15H99V16H97V17H99V19L101 20V22L102 21H104V20H106V19H108L109 21H110V23H111V25L113 24V23H115V24H117L118 25V27H119V29H121L120 30V33H121V31L122 32H124L123 33V35H121V34H118V36L119 35H121V37H123L124 35H127V34H125V33H127V30H128V33H129V31H130V35L131 34H133V35H136V36H141V37H143V39H145L146 41H147V44L148 43H150V44H148V46L149 45H152L153 46V48L156 50L155 52L153 51V48H152V51L151 50H149V49H151L150 48V46L148 47L147 46V48H146V51H147V49H148V52H152V54H151V56H150V59H145V58H148L147 56H145V54H144V52H140V53H142L141 55H143V56H140V57H143V61H144V59L146 60L145 62H147L146 64H147V66L150 68H148L147 66V68H148V70L147 69H144L143 67V69H137V66H135L136 68L135 69H129L128 71H127V73H125L124 71H123V66L124 65H122L123 64V61H121L120 59H117V60H119L120 61V63H122V64H120L117 60V62L114 60V57L112 58V57H110V56H108L107 58H104V56H102V54H103V50L101 49V48H103L104 49V47H102L100 44L102 43V41H103V39L101 40L100 38H98V39H100V40H98V41H100V42H98V41H96V42H98L99 44L97 45V43H96V45L97 46H95L94 44L95 43H91L92 42V40H91V42L90 43H88V41L87 42H84L83 41V44L81 43V42H78V40L79 39H76L77 40V42H76V48L77 49H79V48H81L82 47V49H80V50H76V51H73V49H72V51H70L69 50V48L68 47H66L65 45H64V47H62V49L64 48L65 50V55L64 56H62L63 54L62 53H58L59 52V50H58V48H60L61 49V47H58L57 46V50L55 49V47H54V45H51L50 46V44H48V45H46V43L43 45L42 43H39V45L40 44H42L41 45V47L40 48H38V49H41V52H43V54H42V59L41 58H39V60L41 59V63H39L38 62V65L39 64H41V65H46L47 67H45L44 65V69H45V71L47 72V70L49 71V72H51L50 71V69H53V66H55L56 67V65L57 64H62L61 66H62V68H63V72L62 71H58L56 68V70L58 71V72H62L64 75H62L63 76V78L65 77L66 78V86H67V90L69 91V92H72L73 91V89H74V91L73 92H75L76 91V89H79V90H77L78 92L80 91V90H82V88L83 87H85V86H83V83H84V81H81V79H83V80H85L86 82H88V83H85V84H96V83H99V85L100 84H105L106 82H111V80L114 82V78H110V77H112V76H110L111 75V73H113V74H117V75H119V76H117V77H115V76H113V77H115V78H117V79H115V81L116 82H114V83H118V85L120 84V83H122L121 81L123 80V79H127V81L128 82H130V81H132V85L130 84L129 86H131L130 87V90H128L129 89V87H128V85H127V92L129 93V94H127L126 92H125V94H127V95H123V99L125 100V98L127 99V98H129L130 97V93L131 92H136V93H139L140 92V95H142L143 96V94H146V96H148V98H152V101H154L155 99L156 100H158V101H160V102H162V104H163V106H164V104H166L167 106H168V104H170V108H172V110H173V112L174 111H176V110H178L179 108L178 107H180V109L182 108L183 109V113H185L184 111H186V102L188 101V98L190 97V83H192L191 82V79H189V75L187 74L186 75V73L184 74V75H186L187 76V78H188V80H184V79H182L183 77H182V75H180V73H178L182 78H180V76L178 77V74H177V76L175 75V73H173L175 76H173V74H172V72L173 71H175L174 69H176L177 67L180 69V68H186V66H188V69H190V67H193L194 65H196L197 64V61H201V60H197L198 58L200 59V57L198 56V58H197V54L199 55V49H200V45H201V42H202V40H201V42H200V45L198 44L199 42H196L197 40H199V38L197 39V37L198 36H196L195 34H198V30H197V33H196V29H197V27L199 26V28L200 29H202V26H205V25H207V24H203V21H202V24L203 25H201V21H199V20H201L202 19V17L199 19V18H197V20H194L195 19V17H194V11H191L190 13H188V10H187V12L184 10V5L185 4H187L188 5V3H190V6H191V4H194V3H196V4H194L193 6H197V5H199L200 6V8L202 7H204L205 8V10L207 9V11H209V13H207V14H209V15H206V14H204V12L205 11H203V12H201L202 10H204V9H202V10H200V13H198L199 12V9H197L198 7H195L193 10H195V11H197V12H195L196 14L195 15H198L199 14V17H200V15L203 13L204 15H206L207 17L209 16H213V15H211V14H217L218 13V15L217 16H219L220 14H221V12L224 14L225 13V15H226V11L228 12V7H229V5L227 4L228 2H229V4L231 3L229 0H175L176 1V3H178V4H176L175 6H173L171 3V5L173 6V7H171V6H168L167 7V5H166V3H164L162 0H151V1H149L150 2V5H147L146 6V3H145V5L143 4V3H140ZM143 1H145V0H143ZM163 2V4H162V2ZM171 1V0H170ZM174 1V0H173ZM256 1V0H255ZM261 1V0H260ZM13 2V1H12ZM17 2V1H16ZM142 2V1H141ZM146 2H147V0H146ZM149 2H148V4H149ZM169 2V1H168ZM167 2V3H168ZM182 2L184 3L185 2V4L183 5L182 4ZM5 3V2H4ZM8 3V2H7ZM174 3V2H173ZM13 4V3H12ZM21 4V5H20ZM50 5V6H47V5ZM100 4H103V11H102V9H100L99 7H101V5ZM183 6H182V5ZM2 5V4H1ZM4 5V4H3ZM99 5V6H98ZM187 5H185V6H187ZM47 6V7H46ZM95 6H97L96 8H95ZM105 6V7H104ZM3 7V6H2ZM9 7V6H8ZM50 7H51V10H49V11H47L48 9H50ZM55 7V9H56V7H57V9H58V7H59V9H58V11H59V13L62 11L67 17H65V19H64V21H62L61 19H63L64 17V15L62 16V14H61V16L63 17H61L60 16V14H58V13H55V12H57V11H54L55 9H52V8H54ZM176 7V8H175ZM181 7H184L183 9L181 8ZM187 7H189V6H187ZM232 7H233V5H232ZM236 7V6H235ZM5 8V7H4ZM48 8V9H47ZM69 8H72V9H69ZM86 8V7H85ZM89 8V7H88ZM167 8H168V10H167ZM171 10H170V9ZM172 8H174V10L176 11H174ZM230 8V7H229ZM2 9V8H1ZM9 9V8H8ZM18 9V10H17ZM56 9V10H57ZM60 9H63V10H61L60 11ZM74 9V10H75ZM93 9H91V10H93ZM97 11H96V10ZM188 9V8H187ZM189 9H190V7H189ZM197 9V10H196ZM236 9V8H235ZM245 9V8H244ZM261 9V8H260ZM2 10H4V9H2ZM1 10V11H2ZM80 10H82V8L80 9ZM86 10V9H85ZM100 10V11H99ZM184 10V11H183ZM239 10V9H238ZM263 10V9H262ZM88 11H89V9H88ZM171 11H172V13H171ZM174 11V12H173ZM4 12V11H3ZM2 12V13H3ZM7 12V11H6ZM10 13H11V10L9 11ZM68 12H70V11H68ZM77 12V11H76ZM248 12V11H247ZM257 12V11H256ZM85 13V12H84ZM192 13V17L193 18H190L191 16H187L188 14L190 15ZM220 13V14H219ZM58 14V15H57ZM95 14V13H94ZM93 14V15H94ZM222 14V17L224 16V18L226 17L225 15H223ZM230 14H231V12H230ZM254 14V13H253ZM263 14V13H262ZM81 15V14H80ZM234 15V14H233ZM250 15V14H249ZM12 16V17H11ZM214 16H216V15H214ZM213 16V17H214ZM227 16H228V13H227ZM205 16H203V18H204ZM207 17H205L206 18V20L205 21H207V20H210V19H208ZM213 17H211V18H213ZM220 17V16H219ZM218 17V18H219ZM221 17V18H222ZM67 18V19H66ZM106 18V19H105ZM218 18H217V20H218ZM221 18H220V20H221ZM228 18V17H227ZM242 18V17H241ZM12 19H10L11 20V22L13 21ZM71 19V18H70ZM192 21L193 20V22H190V20ZM226 19V18H225ZM61 20V21H60ZM74 20H76V19H74ZM219 20V21H220ZM227 20V19H226ZM80 21V20H79ZM107 21V20H106ZM204 21V22H205ZM213 21V20H212ZM215 21V20H214ZM238 21V20H237ZM75 22V21H74ZM99 22V21H98ZM208 22V21H207ZM245 22V21H244ZM14 23V22H13ZM62 23H60V24H62ZM97 23V22H96ZM108 23V22H107ZM106 23V25L108 26L109 24H107ZM211 23V22H210ZM216 23V22H215ZM233 25H234V23H232ZM64 25V24H63ZM62 25V26H63ZM101 25H105L104 23H102ZM114 25V24H113ZM59 26V25H58ZM65 26V25H64ZM67 26V25H66ZM114 26H116V25H114ZM211 26V25H210ZM230 26V25H229ZM228 26V27H229ZM232 26V25H231ZM255 26V25H254ZM21 27V28H22ZM61 27V26H60ZM103 27V26H102ZM104 27H106V26H104ZM117 27V26H116ZM117 27V28H118ZM207 27V26H206ZM203 28L204 30L206 29L207 31H209L210 29H211V27L209 28V29H207V28ZM214 26H212V28H213ZM20 28V29H21ZM56 28V27H55ZM59 28V27H58ZM62 28V27H61ZM111 28V27H110ZM126 28V29H125ZM196 28V29H195ZM241 28V27H240ZM256 28V27H255ZM113 29V28H112ZM111 29V30H112ZM202 29V30H203ZM231 29V28H230ZM260 29V28H259ZM37 30H35L34 32H38ZM81 30V29H80ZM117 30V29H116ZM193 30V31H192ZM202 30H201V32L199 33V35H201V33H204V32H202ZM224 30H225V28H224ZM25 31V30H24ZM59 31V30H58ZM104 31V30H103ZM113 31V30H112ZM118 31V30H117ZM214 31H215V28H214ZM214 31H212V32H214ZM226 31V30H225ZM250 31H251V29H250ZM254 31V30H253ZM256 31V30H255ZM17 32V31H16ZM53 32V31H52ZM111 32V31H110ZM194 32H195V34H194ZM212 32H210V33H212ZM222 32V31H221ZM10 33V32H9ZM13 33V32H12ZM26 33V32H25ZM57 33V32H56ZM59 33V32H58ZM136 33V34H135ZM206 34H208L207 32H205ZM215 33V32H214ZM234 33V32H233ZM5 34V33H4ZM24 34V33H23ZM22 34V35H23ZM31 34V33H30ZM48 34V33H47ZM88 34V33H87ZM90 34V33H89ZM92 34V33H91ZM98 34V33H97ZM104 34V33H103ZM138 34V35H137ZM260 34H262V33H260ZM9 35V34H8ZM18 36L20 35V34H17ZM21 35V36H22ZM26 35H28L27 33H26ZM26 35H23V36H25V37H28V36H26ZM34 35H36V34H34ZM52 35V34H51ZM102 35V34H101ZM132 35V37H134ZM203 35H205V34H203ZM202 35V36H203ZM231 35V34H230ZM10 36L12 37V39H9L8 38V36H7V38L5 39L4 37H3V39H1V37H0V64L3 66V64H4V62H2V61H5L6 60V62L8 63V64H6V65H13V66H15V67H19L20 65H22V63H23V61H25L24 60V58L26 57H24V54L26 55V52L28 53L30 50L29 49H31V48H29L28 46H29V44H32V47H34L35 45L37 46L38 44L36 43L35 44V41H34V43H32L31 42V40L33 41L34 39H36V38H33V39H27V38H23V37H21L20 36V38L18 37V38H13V37H15V36H13V34L11 35L10 34ZM38 36V35H37ZM128 36V35H127ZM135 36V37H136ZM184 36V37H183ZM196 36V37H195ZM209 36V35H208ZM234 36V35H233ZM45 37V36H44ZM102 37H106L105 35H102ZM101 37V38H102ZM108 37V36H107ZM130 37V36H129ZM141 37H140V39H138V40H140L141 41ZM182 37L186 40L187 39V41H185L184 39H183V42H184V44H181V43H183L181 40H182ZM204 37V36H203ZM223 37V36H222ZM30 38H32V37H30ZM50 38V37H49ZM125 38V37H124ZM123 38V39H124ZM128 38V37H127ZM126 38V39H127ZM214 38V37H213ZM44 39V38H43ZM56 39V38H55ZM114 39V38H113ZM113 39H111L110 41H112ZM129 39H131V37L130 38H128L127 40L129 41ZM181 39V40H180ZM50 40V39H49ZM89 40V39H88ZM96 40V39H95ZM131 40H133V39H131ZM221 40V39H220ZM39 41H40V39H39ZM48 41V40H47ZM61 41H62V39H61ZM60 41V42H61ZM65 41V40H64ZM80 41V40H79ZM86 41V40H85ZM143 41V40H142ZM181 41V42H180ZM205 41V40H204ZM208 41V40H207ZM105 41H103V43H104ZM119 42V41H118ZM136 42V41H135ZM54 43V42H53ZM56 43V42H55ZM74 43V42H73ZM79 43H81V44H79ZM109 43V42H108ZM143 43H145V42H143ZM191 45H190V44ZM195 43H197V46H198V48L199 49H197L198 50V53H196V51L197 50H194V46H196L195 45ZM217 43H218V41H217ZM225 43V42H224ZM63 44V43H62ZM67 44H69V43H67ZM107 44V43H106ZM129 44V43H128ZM137 44H139V43H137ZM147 44H145V45H147ZM220 44V43H219ZM59 45V44H58ZM79 45H82V46H79ZM188 45V46H187ZM215 45L216 44H214V47H215ZM226 45V44H225ZM56 46V45H55ZM73 46H74V44H73ZM98 46H100V47H98ZM104 46H107V45H104ZM187 46V49L186 50H188V49H190V50H193V52H195V53H192V54H194V55H196V56H194V55H192V57H193V59H192V57H191V55L189 54V52H187L186 50H185V47ZM191 46H193V47H191ZM227 46V45H226ZM50 47H53L55 50H56V54H57V56H54V55H56L55 54V52H54V54H53V56H52V58H50V55H52L50 52H53L54 51V49H51V51H47L48 50V48H50ZM135 47V46H134ZM188 47H190V48H188ZM202 47V46H201ZM209 47V46H208ZM228 47V46H227ZM257 47H259V46H257ZM36 50L35 51H37L38 49L36 48V47H34ZM71 48V47H70ZM73 48V47H72ZM211 49H212V47H210ZM222 48V47H221ZM223 48H226L225 46L223 47ZM229 48H230V46H229ZM249 48V47H248ZM260 48V47H259ZM27 49H28V51H27ZM47 49V50H46ZM61 49V50H62ZM182 49H184L183 51L185 52V55L186 54H188V55H190V57H191V59H192V61H190V58H189V60H188V58L186 57L185 58V56L183 57V55H184V53H181V52H183V51H181L180 53H179V51L180 50H182ZM205 49V48H204ZM218 49V48H217ZM228 49V48H227ZM252 49V48H251ZM258 49V48H257ZM262 49V48H261ZM53 50V51H52ZM60 50V51H61ZM106 50H108V49H106ZM133 50V49H132ZM213 50H215V49H213ZM224 50H226V49H224ZM223 50V52L222 53H224L223 55H224V57L226 58V56H227V61H228V59H229V56L228 55H226L225 53L227 52V50L226 51H224ZM24 51H26V52H24ZM46 51L50 54H47L46 53ZM70 51V52H69ZM139 51H140V49H139ZM138 51V52H139ZM163 51H166L167 53H166V55L168 54V58H169V56H170V58H169V60L171 59V58H173V60H175L176 61V54L178 53V57H180L179 59L177 58V60L179 61V60H181V55H182V59L184 60V62H189L190 61V65L188 64H186L185 63V65H184V63H182V60L181 61H179V63H180V65L182 66V64L184 65V67H181L180 65L178 66V61H176L177 63H175V61H173L172 60V62H167V61H169V60H167L166 61V59H167V56L165 55L164 56V58L162 57V55H163ZM172 51V52H171ZM178 51V52H177ZM189 51V50H188ZM202 51V50H201ZM206 51V50H205ZM212 51V50H211ZM219 51V50H218ZM257 51H259V50H257ZM31 52H32V49H31ZM33 52H34V50H33ZM72 52V53H71ZM75 53V55L77 56V57H75V55H74V53ZM133 52V51H132ZM131 52V53H132ZM148 52H146L147 54H148ZM169 52V53H168ZM175 52H177L176 54H175ZM192 52V51H191ZM190 52V53H191ZM207 52V54H205V55H209L208 54V52H209V50H207L206 51ZM213 52V51H212ZM221 52V51H220ZM232 52V51H231ZM230 52V53H231ZM30 53V52H29ZM28 53V54H29ZM69 53H71V54H69ZM116 53V52H115ZM130 53V54H131ZM134 53H136V52H134ZM134 53L132 54V55H134ZM140 53L138 54V56L140 55ZM171 53V54H170ZM255 53V52H254ZM27 54V55H28ZM35 55H36V52L34 53ZM39 54L41 55V53H40V51H39ZM45 54H46V56H45ZM137 54V53H136ZM202 54H203V52H202ZM216 54H218L217 52H216ZM220 54V53H219ZM38 55V54H37ZM47 55H49L48 57H49V60H48V58H46L47 57ZM70 55H73V56H70ZM105 55V54H104ZM114 55H116V54H114ZM149 55V54H148ZM187 55V56H188ZM200 55H201V53H200ZM214 55V54H213ZM226 55V56H225ZM238 55V54H237ZM261 55V54H260ZM263 55V54H262ZM34 56V55H33ZM32 56V57H33ZM106 56V55H105ZM203 56V55H202ZM210 56V55H209ZM208 56V57H209ZM24 57V58H23ZM29 57V56H28ZM27 57V58H28ZM75 58V60L74 59H72V58ZM166 57V58H165ZM218 57V56H217ZM222 57V56H221ZM223 57V58H224ZM233 57V56H232ZM21 58H23V61H22V59ZM26 58V59H27ZM62 58H63V60H62ZM65 58V59H64ZM109 58V59H108ZM111 58V59H110ZM116 58V57H115ZM160 58V59H159ZM162 58H163V60H162ZM175 58V59H174ZM194 58H195V60H194ZM203 58V57H202ZM205 58H206V56H205ZM225 58H224V60H225ZM35 59L36 58H34V61H35ZM112 59L114 60V61H112ZM164 59H165V61H166V63H164L165 61H164ZM47 60V61H46ZM74 60V62H73V64H72V61ZM125 60V59H124ZM194 60V61H193ZM22 61V62H21ZM28 61V60H27ZM30 61V60H29ZM63 61H69L68 62V64H67V66H63ZM71 61V62H70ZM227 61H226V63H227ZM255 61V60H254ZM80 62H82V63H80ZM174 62V63H173ZM233 62V61H232ZM253 62V61H252ZM256 62V61H255ZM258 62V61H257ZM3 63V64H2ZM27 63V62H26ZM31 63V62H30ZM34 62H32L31 63V66H28L27 64H23L24 66L26 65V67L28 66L29 68L31 67L32 68V70H33V66H35L34 64H33ZM36 63V62H35ZM70 63L72 64V65H70ZM127 63V62H126ZM173 63V64H172ZM196 63V64H195ZM228 63H229V61H228ZM227 63V64H228ZM32 64H33V66H32ZM55 64V65H54ZM125 64V63H124ZM145 64V63H144ZM177 66H176V65ZM259 64V63H258ZM22 65V67L20 68V69H22V68H26V67H24ZM193 65V66H192ZM260 65V64H259ZM50 66H52V68H50V69H47V68H49ZM57 66H59V65H57ZM61 66H59L58 67V69L60 68L61 69ZM130 66V65H129ZM144 66V65H143ZM255 66V65H254ZM7 67V69H8V66H6ZM5 67V68H6ZM11 67V66H10ZM10 67H9V69H10ZM36 67H38V66H36ZM35 67V68H36ZM176 67V68H175ZM3 68V67H2ZM5 68H3V69H5ZM12 68V67H11ZM29 68H28V70H29ZM34 68V69H35ZM128 68V67H127ZM133 68H134V66H133ZM140 68H141V66H140ZM176 69V71H178L179 69ZM20 69H19V71H20ZM27 69V68H26ZM25 69V70H26ZM38 70H40L39 68H37ZM36 69V70H37ZM47 69V70H46ZM59 69V70H60ZM153 71H152V70ZM183 69V70H184ZM192 69V68H191ZM195 69V68H194ZM1 70V69H0ZM24 70V69H23ZM37 70V71H38ZM43 69H42V67H41V71H42ZM54 70V69H53ZM127 70V69H126ZM182 69H180V71H181ZM182 70V71H183ZM187 70V69H186ZM4 71V70H3ZM12 71V70H11ZM15 71V70H14ZM17 71V70H16ZM18 71V72H19ZM210 71V70H209ZM30 72H32V71H30ZM29 72V73H30ZM49 72H47L46 74L48 75L49 74ZM58 72H56V73H58ZM179 72V71H178ZM187 72V71H186ZM192 72V71H191ZM11 73V72H10ZM17 73V72H16ZM26 73V72H25ZM34 73H36L35 72V70H34ZM43 73V72H42ZM41 73V74H42ZM54 73V72H53ZM182 73V72H181ZM190 73V72H189ZM20 74H22V73H20ZM44 74V73H43ZM115 74V75H116ZM231 74V73H230ZM247 74V73H246ZM8 75H11V74H8ZM14 75H15V73L13 74V77H14ZM36 75V74H35ZM40 75V74H39ZM39 75H37V76H39ZM57 75V74H56ZM82 75H86V76H88V78L85 76V78H84V76L83 77H81ZM107 75H109V76H107ZM200 75V74H199ZM215 75V74H214ZM12 76V75H11ZM17 76V75H16ZM20 76V75H19ZM23 76V75H22ZM21 76V77H22ZM29 76H31V75H29ZM41 76V75H40ZM40 76L38 77V78H40ZM58 76H59V78H60V76L61 75H59L58 74ZM107 76V77H106ZM228 76V75H227ZM254 76V75H253ZM7 77V76H6ZM12 77V78H13ZM33 77V76H32ZM42 77V76H41ZM80 77H81V79H80ZM110 78V80H107V78ZM119 77L121 78L120 80H119V82L117 81L118 79H119ZM4 78V77H3ZM24 78V77H23ZM58 78V79H59ZM65 78H64V80H65ZM190 78H192V77H190ZM239 78V77H238ZM19 79H21V78H19ZM28 79V78H27ZM32 79V78H31ZM40 79H42V78H40ZM39 79V80H40ZM44 79V78H43ZM258 79V78H257ZM256 79V80H257ZM35 80V79H34ZM47 80H49L50 81V79H47ZM51 80H52V78H51ZM63 80V81H64ZM107 80V81H106ZM125 80H123V83L125 82ZM184 80V81H183ZM190 80V81H189ZM9 81V80H8ZM11 81V80H10ZM14 81H15V79H14ZM17 81V80H16ZM15 81V82H16ZM260 81V80H259ZM22 82V81H21ZM24 82V81H23ZM22 82V83H23ZM26 82V81H25ZM35 82V81H34ZM33 82V83H34ZM37 82V81H36ZM43 82V81H42ZM54 82H55V80H54ZM58 82L60 83V81L58 80ZM62 82V81H61ZM64 82V83H65ZM217 82V81H216ZM241 82V81H240ZM244 82V81H243ZM8 83V82H7ZM11 82H9V84H10ZM20 83V82H19ZM28 83V82H27ZM47 83V82H46ZM50 83V82H49ZM52 83V82H51ZM57 83V82H56ZM112 83V82H111ZM113 83V84H114ZM233 82H231V84H232ZM237 83V82H236ZM13 83H11V85H12ZM16 84V83H15ZM24 84V83H23ZM31 84V83H30ZM37 84V83H36ZM40 84V83H39ZM38 84V88H37V86H36V89H38L39 90V87H41V88H44V86L42 87V85H39ZM42 84V83H41ZM44 84V83H43ZM58 84V83H57ZM84 84V85H85ZM260 84V83H259ZM3 85V84H2ZM4 85H6V84H4ZM17 85H18V83H17ZM46 85H49V84H46ZM63 85V84H62ZM82 85V88L80 87ZM109 85V84H108ZM108 85H107V87H108ZM0 86H1V84H0ZM7 86V85H6ZM5 86V87H6ZM9 86V85H8ZM7 86V87H8ZM23 86V85H22ZM27 86V85H26ZM30 86V85H29ZM32 86H34V85H32ZM58 86H59V84H58ZM102 86H104V85H102ZM121 86V85H120ZM192 86V85H191ZM194 86H195V83H194ZM243 86V85H242ZM3 87V86H2ZM4 87V88H5ZM6 87V88H7ZM116 87H117V85H116ZM119 87V86H118ZM125 87V86H124ZM190 87V88H189ZM9 88V89H8ZM7 88V90H5V92H7L8 93V96L11 98V100L10 99H8V98H6V99H8L10 102H14V104L15 103H18V101L17 100H15V98L16 99H20V94H16L14 91H13V89H15L14 87H13V89L11 88V86L10 87H8ZM25 88V87H24ZM32 88V87H31ZM45 88H47V87H45ZM45 88L44 89H41V90H45ZM91 88V87H90ZM96 88V87H95ZM103 88V87H102ZM123 88V87H122ZM192 88H193V86H192ZM224 88V87H223ZM226 88V87H225ZM234 88V87H233ZM34 89V88H33ZM87 89V88H86ZM98 89V88H97ZM189 89V90H188ZM195 89V88H194ZM197 89V88H196ZM25 90V89H24ZM37 90V91H38ZM40 90V92H43V91H41ZM48 89H46V91H47ZM56 90V89H55ZM61 90V89H60ZM72 90V91H71ZM83 90L84 91H86L84 88H83ZM107 90V89H106ZM105 90V91H106ZM109 90V89H108ZM114 90V89H113ZM197 90H199V89H197ZM251 90V89H250ZM31 91V90H30ZM36 91V92H37ZM52 91V90H51ZM54 91V90H53ZM118 91H119V89H118ZM129 91H131V92H129ZM200 91V90H199ZM210 91V90H209ZM234 91H235V89H234ZM244 91V90H243ZM3 92H4V90H3ZM48 92V91H47ZM50 92V91H49ZM60 92V91H59ZM62 92V91H61ZM69 92H66L67 93V95L69 94ZM72 92V93H73ZM83 92V91H82ZM82 92H79V94L78 93H74V96L72 95L71 97H72V100L75 98L76 99V97H77V99L79 98V100L81 99V101H83L84 103H85V105L84 106H86V108L87 109H89V105H91L90 104V102H87L88 101V98L90 97V96H88V94H86V93H88L87 91H86V93H82ZM102 92V91H101ZM133 92V93H134ZM155 92L159 95H157V97L156 98H154V96H152V94L154 93L155 94ZM193 92V91H192ZM223 92V91H222ZM250 92V91H249ZM1 93V92H0ZM18 93V92H17ZM27 93V92H26ZM46 93V92H45ZM56 93H58V91L56 92ZM64 93V92H63ZM72 93H70L69 95H71ZM104 93V92H103ZM106 93V92H105ZM108 93V92H107ZM118 93V92H117ZM228 93V92H227ZM3 94V93H2ZM6 94V93H5ZM5 94H3V95H5ZM25 94V93H24ZM53 94H54V92H53ZM59 94H61V93H59ZM122 94H124V93H121V94H119L120 96L122 95ZM132 94V93H131ZM148 94V95H147ZM235 94V93H234ZM22 95V94H21ZM30 95H32V94H30ZM57 95V94H56ZM66 95V94H65ZM64 95V96H65ZM115 95V94H114ZM149 95H151L152 97H149ZM204 95V94H203ZM215 95V94H214ZM253 95V94H252ZM7 96V97H8ZM57 96H59V95H57ZM56 96V97H57ZM118 96V95H117ZM116 96V97H117ZM125 96V97H124ZM135 96V95H134ZM145 96V95H144ZM200 96H201V94H200ZM1 97V96H0ZM3 97V96H2ZM38 97V96H37ZM104 97V96H103ZM113 97V96H112ZM191 97H192V94H191ZM214 97V96H213ZM213 97H212V99H213ZM221 97H222V95H221ZM220 97V98H221ZM22 98V97H21ZM47 98V97H46ZM66 98V97H65ZM97 98V97H96ZM121 98H122V96H121ZM143 98V97H142ZM158 98V99H157ZM194 98V97H193ZM215 98H216V96H215ZM218 98V97H217ZM92 99V98H91ZM93 99H95V98H93ZM122 99V100H123ZM146 99V98H145ZM154 99V100H153ZM209 99H210V101H209ZM209 99H202V100H204V101H202L201 100V102L203 103V102H206V105H207V103H208V105H210L209 103L211 102V98L209 97ZM238 99V98H237ZM236 99V100H237ZM90 100V99H89ZM136 100V99H135ZM148 100H150V99H148ZM189 100H191V98H189ZM193 100V99H192ZM195 100V99H194ZM228 100V99H227ZM3 101V100H2ZM9 101H7L8 103H9ZM65 101V100H64ZM63 101V102H64ZM94 101V100H93ZM139 101V100H138ZM199 101V100H198ZM215 101V100H214ZM224 101V100H223ZM230 101V100H229ZM240 101V100H239ZM4 102V105H3V103H0L1 104V107H0V120L2 119V117H5L6 115H9V113H10V117L12 116L13 118L15 117L16 119H17V113H14V109H13V107L11 106V104L9 105V104H7V102L4 100L3 101ZM38 102V101H37ZM67 102V101H66ZM65 102V103H66ZM69 102V101H68ZM79 102V101H78ZM125 102V101H124ZM157 102V101H156ZM200 102V103H201ZM222 102V101H221ZM39 103V102H38ZM70 103V102H69ZM89 103V104H88ZM108 103H109V101H108ZM123 103V102H122ZM158 103V102H157ZM189 103V102H188ZM192 103V102H191ZM212 103V102H211ZM215 103V102H214ZM59 104V103H58ZM79 104V103H78ZM129 104V103H128ZM132 104V103H131ZM195 104H197V103H195ZM216 105H217V103H215ZM27 105V104H26ZM40 105V104H39ZM52 105V104H51ZM156 105V104H155ZM192 105V104H191ZM200 105V104H199ZM198 105V106H199ZM206 105H204L203 104V106L202 105H200V107H201V109H202V107H206L207 108V106ZM213 105V103L211 104V107H213L212 106ZM3 106V107H2ZM4 106H6L7 107V109H5L6 107H4ZM8 106H11V107H8ZM24 106V105H23ZM42 106V105H41ZM61 106V105H60ZM110 106V105H109ZM128 106V105H127ZM197 106V105H196ZM197 106V107H198ZM223 106V105H222ZM63 107V106H62ZM83 107V106H82ZM93 107V106H92ZM91 107V108H92ZM115 107V106H114ZM157 107V106H156ZM190 107V106H189ZM9 108H11V109H9ZM73 108V107H72ZM76 108V107H75ZM84 108V107H83ZM90 108V109H91ZM188 108V107H187ZM215 108V107H214ZM9 109V110H8ZM51 109V108H50ZM78 109V108H77ZM118 109V108H117ZM131 109V108H130ZM176 109V110H175ZM179 109V110H180ZM185 109V110H184ZM213 109V108H212ZM221 109V108H220ZM109 110V109H108ZM119 110V109H118ZM121 110V109H120ZM123 110H124V107H123ZM155 110V109H154ZM193 110V111H192ZM191 111L192 112H189L188 110V114L187 115H189V116H191V117H193L194 118V116H196V118H202V117H205V116H207V115H210L211 113H210V110L208 109V110H204V109H202V110H200L199 111V109H197V108H194V109H192ZM215 110V109H214ZM52 111V110H51ZM58 111V110H57ZM59 111H60V109H59ZM76 111V110H75ZM107 111V110H106ZM137 111V110H136ZM15 112H17V111H15ZM26 112V111H25ZM43 112V111H42ZM73 112V111H72ZM121 112V111H120ZM169 112V111H168ZM177 112H179V111H177ZM212 112V111H211ZM221 112V111H220ZM238 112V111H237ZM28 113V112H27ZM58 113V112H57ZM92 113H93V111H92ZM91 113V114H92ZM106 113V112H105ZM176 113V112H175ZM213 113V112H212ZM215 113H216V111H215ZM52 114V113H51ZM78 114V113H77ZM82 114V113H81ZM138 114V113H137ZM156 114H158V113H156ZM3 115H5V116H3ZM84 115H85V113H84ZM100 115V114H99ZM131 115V114H130ZM129 115V116H130ZM159 115V114H158ZM163 115V114H162ZM211 115H213V114H211ZM19 116H20V114H19ZM52 116V115H51ZM88 116V115H87ZM144 116V115H143ZM143 116H141V117H143ZM217 116V115H216ZM8 117V116H7ZM9 117V118H10ZM75 117V116H74ZM82 117V116H81ZM120 117V116H119ZM134 117V116H133ZM156 115H155V119H156ZM214 117V116H213ZM219 116H217V118H218ZM35 118V117H34ZM51 118V117H50ZM85 118V117H84ZM83 118V119H84ZM97 118V117H96ZM145 118V117H144ZM150 118V117H149ZM159 118V117H158ZM166 118V117H165ZM180 118V117H179ZM188 118V117H187ZM186 118V119H187ZM190 118V117H189ZM15 119V120H16ZM38 119V118H37ZM42 119V118H41ZM136 119L138 120L139 118H137L136 117ZM148 119V118H147ZM146 119V120H147ZM164 119V118H163ZM177 119V118H176ZM192 119V118H191ZM203 119L204 118H202V121H203ZM215 119V118H214ZM4 120V119H3ZM2 120V121H3ZM9 120V119H8ZM18 120V119H17ZM77 120V119H76ZM88 120V119H87ZM132 120V119H131ZM154 120V119H153ZM1 121V122H2ZM13 121V120H12ZM45 121V120H44ZM74 121V120H73ZM78 121V120H77ZM76 121V122H77ZM83 121V120H82ZM86 121V120H85ZM134 121V120H133ZM139 121H140V119H139ZM201 121V120H200ZM211 121V120H210ZM6 122V121H5ZM62 122V121H61ZM105 122V121H104ZM104 122H103V124H104ZM160 122V121H159ZM211 122H213V121H211ZM217 122V121H216ZM11 123V122H10ZM47 123V122H46ZM118 123V122H117ZM121 123V122H120ZM214 123V122H213ZM259 123H261V122H259ZM263 123V122H262ZM87 124V123H86ZM91 124V123H90ZM105 124H108V123H105ZM111 124V123H110ZM113 124V123H112ZM122 124V123H121ZM140 124H141V122H140ZM163 124V123H162ZM40 125H42V124H40ZM65 125V124H64ZM131 125V124H130ZM230 125V124H229ZM0 126H2V125H0ZM38 126V125H37ZM70 126V125H69ZM111 126V125H110ZM210 126V125H209ZM106 127H107V125H106ZM123 127V126H122ZM216 127H219V126H216ZM221 127V126H220ZM2 128H4V127H2ZM17 128V127H16ZM19 128V127H18ZM18 128H17V130H18ZM48 128V127H47ZM182 128V127H181ZM180 128V129H181ZM5 129H7V128H5ZM21 129V128H20ZM19 129V130H20ZM107 129V128H106ZM111 129V128H110ZM113 129H115V128H113ZM119 129V128H118ZM126 129V128H125ZM131 129V128H130ZM187 129V128H186ZM218 129V128H217ZM217 129H215V130H217ZM221 129V128H220ZM224 129V128H223ZM219 130L220 132L219 133H225V134H227V132H225L224 130ZM248 129V128H247ZM258 129V128H257ZM264 129V128H263ZM12 130V129H11ZM18 130V131H19ZM22 130V129H21ZM26 130V129H25ZM140 130H141V128H140ZM194 130V129H193ZM217 130V131H218ZM230 130V129H229ZM256 130V129H255ZM15 131V130H14ZM13 131V132H14ZM52 131V130H51ZM116 131V130H115ZM129 131V130H128ZM143 131V130H142ZM173 131V130H172ZM171 131V132H172ZM211 131V130H210ZM217 131H212L211 132V136H216V137H219L220 135V137H227V135H229V138H227L228 140L231 138L232 139V137L234 136V135H237V134H234V135H231V133L230 134H227V135H224V136H222V134H220L219 135V133H218V136H217ZM228 131V130H227ZM262 131V130H261ZM54 132V131H53ZM230 132V131H229ZM263 132V131H262ZM0 133H1V130H0ZM18 133V132H17ZM27 133V132H26ZM137 133V132H136ZM139 133H140V131H139ZM144 133H145V131H144ZM202 133V132H201ZM207 133H209L208 131H207ZM216 133V134H215ZM223 133V134H224ZM234 133V132H233ZM232 133V134H233ZM243 133V132H242ZM246 133V132H245ZM244 133V134H245ZM248 133V132H247ZM6 134V133H5ZM30 134V133H29ZM28 134V135H29ZM57 134V133H56ZM102 134V133H101ZM117 134V133H116ZM129 134V133H128ZM162 134V133H161ZM166 134V133H165ZM1 135V134H0ZM143 135V134H142ZM197 135V134H196ZM199 135V134H198ZM205 135V134H204ZM231 135V136H230ZM4 136V135H3ZM6 136V135H5ZM4 136V137H5ZM10 136H11V134H10ZM31 136V135H30ZM127 136V135H126ZM125 136V137H126ZM129 136V135H128ZM152 136H154V135H152ZM207 136V135H206ZM210 136V137H211ZM241 136V135H240ZM15 137V136H14ZM124 137V136H123ZM219 137V138H220ZM226 137L223 139V138H221V139H217L218 141H220V142H223L224 140H226ZM238 137V136H237ZM241 137H243V136H241ZM247 136H245V137H243L244 139L246 138ZM37 138H39V137H37ZM53 138V137H52ZM127 138V137H126ZM146 138V137H145ZM214 138V137H213ZM236 138V137H235ZM251 138V137H250ZM6 139V138H5ZM140 139V138H139ZM191 139V138H190ZM194 139V138H193ZM215 139V138H214ZM233 139H234V137H233ZM243 139V141H245ZM120 140V139H119ZM128 140V139H127ZM163 140V139H162ZM216 140V141H217ZM227 140V141H228ZM237 140H239L238 138H237ZM236 140V142L235 141H233L232 142V145H233V143L235 142V143H237L238 141ZM247 140V139H246ZM3 141V140H2ZM7 141V140H6ZM5 141V142H6ZM17 141V140H16ZM39 141V140H38ZM126 141V140H125ZM187 141V140H186ZM212 141L214 142L215 140H213L212 139ZM214 142V143H212L211 144V148L213 147V149L215 150L214 152L212 151V158H213V160L214 159H216V160H214L215 162L216 161H218L219 160V157H223L224 155L226 156H231V154H232V152L233 151H230V155L229 154H227L228 152H229V149H231L232 147L233 148H235L236 146H235V144H234V146H232L231 144V148H228L229 147V145L227 144V143H225V145H223V143H222V145L225 147L226 146V144L228 145V147L226 148V149H228V152H227V150H225V148H223V147H221V144H219V146L217 145V143H219V142ZM230 141H232V140H230ZM248 141V140H247ZM19 142V141H18ZM99 142V141H98ZM120 142V141H119ZM130 142V141H129ZM132 142V141H131ZM210 142V141H209ZM226 142V141H225ZM12 143V142H11ZM21 143V142H20ZM39 143V142H38ZM228 143H231V142H229L228 141ZM257 143V142H256ZM22 144H24L23 142H22ZM103 144V143H102ZM242 144V143H241ZM3 145V144H2ZM18 145V143H16V145L15 146H17ZM20 145V144H19ZM26 145V144H25ZM56 145V144H55ZM70 145V144H69ZM96 145V144H95ZM101 145V144H100ZM110 145V144H109ZM115 145V144H114ZM122 145V144H121ZM131 145V144H130ZM129 145V146H130ZM162 145V144H161ZM187 145V144H186ZM238 145V144H237ZM9 146V145H8ZM24 146V145H23ZM22 146V147H23ZM31 146V145H30ZM33 146V145H32ZM57 146V145H56ZM55 146V147H56ZM61 146V145H60ZM107 146V145H106ZM158 146V145H157ZM157 146H155V147H157ZM192 146H193V144H192ZM21 147V151H23L24 152V154H23V156H27L28 155V150H30V149H28V148H22ZM34 147V146H33ZM65 147V146H64ZM133 147V146H132ZM132 147H130V148H132ZM148 147V146H147ZM154 146H152V148H153ZM174 147V146H173ZM221 147V148H220ZM239 147H241V146H239ZM15 148V147H14ZM19 148V147H18ZM42 148L44 149H42V151L44 152H46V154L44 155V153L43 152H41L44 156H46V158H47V156H49V157H51L54 161H53V163L54 162H56L55 164H52V165H57L58 166V164H59V162L60 161H62L63 160V158L61 157L62 155L61 154H63L62 152H60V153H58V151L62 148H60V149H58V146H57V148H55L56 150H54V148H53V144H49V142L47 141L46 142V140H45V144H43V146H42ZM107 148V147H106ZM119 148V147H118ZM128 148V147H127ZM141 148H144L143 146L141 147ZM148 148H150V147H148ZM147 148V149H148ZM232 148V149H233ZM247 148V147H246ZM58 149V150H57ZM136 149V148H135ZM151 149V148H150ZM154 149V148H153ZM164 149V148H163ZM199 149V148H198ZM231 149V150H232ZM236 149V148H235ZM234 149V150H235ZM238 149V148H237ZM18 150V149H17ZM16 150V151H17ZM38 150V149H37ZM54 152H53V151ZM62 150V149H61ZM126 150H128L129 151V149H126ZM133 149H131V151H132ZM143 150V149H142ZM141 150V152L143 153V151L144 150H146V149H144L143 151ZM242 150V149H241ZM12 151V150H11ZM19 151V150H18ZM20 151V152H21ZM56 151V152H55ZM121 151H123V149L121 150ZM130 151V152H131ZM135 151V150H134ZM134 151L132 152L133 154L132 155H134L135 157H132L131 159L132 160H130V161H128L130 164H128V167L130 168V170L132 169V175L130 176V174L128 175V173H127V169H128V167H127V169H125V171H124V173H123V177H124V174L125 173H127V177L126 178H123L122 176H121V178H120V174L122 173H120L119 175H118V172H113V174L112 175H110V176H108V178H107V181H105L106 182V186H105V184H103L104 186H105V188L103 189L104 190V192L102 191L101 193H105L104 195H102V197H101V199H102V201H101V203H98L99 205L98 206H96L95 208H96V210H99V209H103V210H105V211H109L111 214H109V213H107L110 217L108 218L107 217V219L109 220V219H112L113 220V222H114V220L116 221V222H118V223H116V224H114L113 222H111L112 223V225L110 224V222H109V224L110 225H108V223H107V225H108V227L106 228V229H102V228H100V230L102 229V231H100V234H98L97 233V236L98 237H103V238H105V239H108V240H111V245H112V247H113V249H114V251L116 252V254H117V256H119V257H121L124 261H126V262H131L132 263V260H134V262L133 263H138V261H137V259H135V255H140L139 253H141V254H143V255H145V256H147L146 258L148 259V261L149 262H147L146 260L147 259H144L142 262L144 263V261H146L147 263L146 264H247V262H248V260L245 262V257L244 256H241V254H240V256L239 257H237L236 255L237 254H239L237 251H239V247L241 246H239V247H237V248H235L234 246H236L235 244H237L238 242L237 241H241L242 239H243V237L245 236V233L247 234V228L249 227V226H247V224L249 225V222H248V220H250V218H252L254 215H255V213H256V211L254 210V207H255V199H257V198H255L256 197V195L254 196V193L255 192H253V189L251 190L250 188V183H252V180L250 179H248V177H250V176H248L249 174H248V172L246 173L247 175H244V172H242V171H239V170H237L236 172H237V174H235V177H233V179H232V181H231V177H230V183H226L229 187H231L232 188V190H233V192H232V195L230 196V198H229V196H221L220 195V197L218 196L219 194H217V197H219V198H214V196H213V198H212V195L210 196V194L211 193H213L214 191H210V189L212 188V190H214L215 188H214V184L212 185L213 187H211L210 188V184H211V181H214L215 180V178H213L212 177V179H214V180H211V181H208V182H210V184L208 183V185H205L206 184V182H207V179H205L206 178V176H205V184L203 185L202 184V182H201V184L203 185V186H205L202 190L201 189H199L197 186L195 187V188H193V186H192V190L193 191H190V199H185L184 198V200H182L183 198H182V194L181 193H179L178 191H180V190H182L181 189V187H179L180 188V190H177V194H175L176 196H178V198H182L181 200H177V199H169V197L170 196H167L166 198H168V199H166L165 198V196H163V194H162V190L164 191L165 189H163V187H164V182H169L170 183V181H169V179H166L165 181H163V186H162V184H161V181L158 183L156 180H161L162 179V177H163V175H161L162 177H161V179H160V176L158 177L157 175H155V176H157L156 177V180L153 178L154 177V173L152 172V169L150 170L149 169V166L151 165V164H149V166L147 167V168H144L143 166L144 165H146L147 163H145V161L147 160L148 161V159H146L145 160V158L147 157L146 155H145V157H143L142 156V153H141V156L140 157H136V153H137V150H136V152L134 153ZM140 151V150H139ZM150 151H152V150H150ZM208 151V150H207ZM236 151V150H235ZM249 151V150H248ZM7 152V151H6ZM20 152H18V153H20ZM33 152V151H32ZM31 152V153H32ZM88 152V151H87ZM238 152V154H239V151H237ZM241 152V151H240ZM17 153V154H18ZM34 153V152H33ZM38 153V152H37ZM97 153V152H96ZM129 153V152H128ZM157 153V152H156ZM205 153V152H204ZM223 153H224V155H223ZM233 153H235V152H233ZM1 154V153H0ZM21 154H22V152H21ZM19 155L20 157L22 156V155ZM53 156H52V155ZM61 156H60V155ZM86 154V153H85ZM130 154V153H129ZM128 154V155H129ZM155 154V153H154ZM235 154H237V153H235ZM11 155V154H10ZM67 155V154H66ZM80 155V154H79ZM90 155V154H89ZM109 155V154H108ZM119 155V154H118ZM125 155V154H124ZM127 155V154H126ZM151 155V154H150ZM152 155H153V153H152ZM13 156V155H12ZM16 156H18V155H16ZM15 156V157H16ZM38 156V155H37ZM87 156V155H86ZM137 156H139V154L137 155ZM154 156V155H153ZM238 156V155H237ZM240 156V155H239ZM11 157V156H10ZM15 157H14V164H13V166L15 165V164H17L16 165V168L15 169H17V166H23L22 164H24V163H21V164H18V163H15V162H17V160L15 161ZM48 157V158H49ZM64 157H66V156H64ZM110 157V156H109ZM108 157V158H109ZM114 157V156H113ZM123 157H125V156H123ZM123 157L121 158V159H123ZM149 157H151V156H149ZM149 157H147V158H149ZM12 158V157H11ZM16 158H19V157H16ZM23 158V157H22ZM37 158V157H36ZM42 158H44V157H42ZM45 158V159H46ZM81 158V157H80ZM155 158H156V155H155ZM203 158V157H202ZM218 158V159H217ZM240 158V157H239ZM238 158V159H239ZM23 159H25V158H23ZM40 159H41V157H40ZM40 159H38V160H40ZM52 159H48V162H49V160H50V162L52 163ZM78 159V158H77ZM125 160H126V158H124ZM130 159V158H129ZM221 159V158H220ZM231 159V158H230ZM241 159V158H240ZM19 160V159H18ZM106 160H108V159H106ZM118 160V159H117ZM124 160V161H125ZM143 160H145V161H143ZM158 160V159H157ZM210 160H212L211 158H210ZM233 160V159H232ZM235 160H237L236 158H235ZM11 161V160H10ZM22 161V160H21ZM28 161V160H27ZM32 161V160H31ZM46 161V160H45ZM70 161V160H69ZM89 161V160H88ZM123 161V160H122ZM151 161V160H150ZM220 161V160H219ZM218 161V162H219ZM222 161V160H221ZM220 161V162H221ZM241 161V160H240ZM245 161V160H244ZM63 162V161H62ZM90 162V161H89ZM119 162V161H118ZM205 161H203V163H204ZM213 162V161H212ZM237 162H239V161H237ZM264 162V161H263ZM61 163V162H60ZM67 163V162H66ZM70 163V162H69ZM75 163H76V166H77V164H79L78 162H76L75 161ZM84 163V162H83ZM88 163V162H87ZM116 163V162H115ZM127 163V162H126ZM176 163V162H175ZM178 163V162H177ZM198 163V162H197ZM206 163H208L207 161H206ZM229 163H231V162H229ZM260 163V162H259ZM26 164V163H25ZM24 164V165H25ZM71 164V163H70ZM225 164V163H224ZM256 164V163H255ZM1 165V164H0ZM11 165H12V163H11ZM45 165H47V164H45ZM73 165H74V163H73ZM72 165V166H73ZM81 166H83V164H80ZM85 165V164H84ZM123 165V164H122ZM130 165V166H129ZM197 165V164H196ZM207 165V164H206ZM215 165H218V163L216 162V164ZM238 165V164H237ZM246 164H244V166H245ZM251 165V164H250ZM6 166V165H5ZM51 166V165H50ZM66 166V165H65ZM75 166V165H74ZM97 166V165H96ZM101 166V165H100ZM110 166V165H109ZM115 166V165H114ZM117 166V165H116ZM120 166V165H119ZM230 166V165H229ZM247 166V165H246ZM249 166V165H248ZM12 167V166H11ZM47 167V166H46ZM52 167V166H51ZM59 167V166H58ZM64 167V166H63ZM67 167V166H66ZM79 167V166H78ZM86 167V166H85ZM112 167V166H111ZM152 166H150V168H151ZM165 167V166H164ZM170 167V166H169ZM200 167V166H199ZM198 167V168H199ZM207 167V166H206ZM219 167V166H218ZM224 167V166H223ZM233 167V166H232ZM252 167V166H251ZM259 167V166H258ZM26 168V167H25ZM43 168V167H42ZM68 168H70V166H68ZM89 168V167H88ZM108 168V167H107ZM201 168V167H200ZM203 168V167H202ZM230 168V167H229ZM244 168V167H243ZM256 168V167H255ZM263 168V167H262ZM4 169V168H3ZM56 169V168H55ZM62 169V168H61ZM67 169V168H66ZM71 169H73V168H71ZM75 169H77V168H75ZM82 169V168H81ZM86 169V168H85ZM90 169V168H89ZM92 169V168H91ZM90 169V170H91ZM118 169V168H117ZM143 169H144V171H143ZM145 169L147 170V169H149V171H151V173H153L152 175H153V177H149V175L148 174H146L147 176H144L145 175V173H144V175H143V172H147V173H149L148 172V170L147 171H145ZM173 169V168H172ZM216 169V168H215ZM218 169V168H217ZM216 169V170H217ZM239 169V168H238ZM254 169V168H253ZM260 169V168H259ZM264 169V168H263ZM7 170H8V168H7ZM11 170V169H10ZM23 170V169H22ZM34 170V169H33ZM44 170V169H43ZM50 170V169H49ZM70 170V169H69ZM74 170V169H73ZM83 171H84V169H82ZM90 170H89V172H90ZM93 170V169H92ZM92 170H91V172H92ZM115 170V169H114ZM129 170V169H128ZM129 170V171H130ZM194 170V169H193ZM196 170H198V169H196ZM201 170V169H200ZM236 170V169H235ZM1 171V170H0ZM3 171V170H2ZM25 171V170H24ZM40 171V170H39ZM57 171V170H56ZM59 171V170H58ZM116 171V170H115ZM154 171V170H153ZM156 171V170H155ZM154 171V172H155ZM158 171V170H157ZM160 171V170H159ZM230 171V170H229ZM251 171V170H250ZM19 172V171H18ZM54 172V171H53ZM77 172V171H76ZM88 171H85L84 173H86L85 175L88 177V176H91V174L89 173H87ZM164 172V171H163ZM174 172V171H173ZM172 172V173H173ZM189 172V171H188ZM201 172H203V169L201 170ZM215 171H213V173H214ZM235 172V173H236ZM241 172V173H240ZM6 173V172H5ZM4 173V174H5ZM37 173H38V171H37ZM55 173V172H54ZM74 173V172H73ZM83 173V174H84ZM101 173V172H100ZM158 173V172H157ZM204 173V172H203ZM208 173V172H207ZM206 173V174H207ZM219 173V172H218ZM1 174V173H0ZM50 174V173H49ZM53 174V173H52ZM51 174V175H52ZM104 174V173H103ZM102 174V175H103ZM182 174V173H181ZM215 174V173H214ZM8 175H10V174H8ZM12 175V174H11ZM43 175V174H42ZM55 175V174H54ZM72 175H74V174H72ZM72 175H70V176H72ZM76 175H77V173H76ZM84 175V176H85ZM192 175V174H191ZM207 175H210V174H207ZM218 175V174H217ZM229 175V174H228ZM232 175V174H231ZM230 175V176H231ZM31 176V175H30ZM67 176V175H66ZM65 176V177H66ZM78 176V175H77ZM80 176H81V174H80ZM210 176H212V173H211V175ZM210 176H208V178H210ZM214 177H215V175H213ZM7 177H10V176H7ZM6 177V178H7ZM39 177V176H38ZM37 177V178H38ZM44 177V176H43ZM47 177V176H46ZM74 177V176H73ZM97 177V176H96ZM102 177V176H101ZM146 177V178H145ZM165 177V176H164ZM167 177V176H166ZM174 177V176H173ZM182 177V176H181ZM186 177V176H185ZM185 177H183V178H185ZM194 177V176H193ZM200 177H202L201 175H200ZM263 177V176H262ZM58 178V177H57ZM81 178H83L82 176H81ZM89 178V177H88ZM98 178V177H97ZM171 178H172V176H171ZM178 178V177H177ZM176 177L173 179V181L175 180V179H177ZM189 178V177H188ZM197 178V177H196ZM217 178V177H216ZM220 178V177H219ZM228 178V177H227ZM21 179V178H20ZM34 179V178H33ZM36 179V178H35ZM47 179V178H46ZM59 179V178H58ZM76 179V178H75ZM77 179H79V178H77ZM92 179H93V176H92ZM182 179V178H181ZM187 179V178H186ZM194 179H195V177H194ZM203 179V178H202ZM257 179V178H256ZM6 180V179H5ZM30 180V179H29ZM81 180V179H80ZM85 180V179H84ZM88 180H91V179H88ZM164 180V179H163ZM170 180H172V179H170ZM178 180L180 181V179L178 178ZM178 180H175V182L176 181H178ZM196 180V179H195ZM200 180V179H199ZM209 180V179H208ZM216 180H218V179H216ZM220 180V179H219ZM1 181V180H0ZM55 181V180H54ZM53 181V182H54ZM63 181H64V179H63ZM172 181V182H173ZM183 181V180H182ZM181 181V182H182ZM187 181V180H186ZM189 181H190V179H189ZM1 182H3V181H1ZM10 182V181H9ZM18 182V181H17ZM59 182V181H58ZM65 182V181H64ZM71 182H72V180H71ZM74 182V181H73ZM91 182V181H90ZM89 182V183H90ZM174 182V184H176ZM184 182V181H183ZM182 182V185L184 184V183H186V182H184L183 183ZM200 182V181H199ZM222 182V181H221ZM256 182H257V180H256ZM47 183V182H46ZM81 183V182H80ZM88 183V184H89ZM96 183V182H95ZM180 183V182H179ZM19 184V183H18ZM30 184H32V183H30ZM63 184V183H62ZM91 184V183H90ZM174 184H173V187H175V188H177L179 185H175L174 186ZM181 184V183H180ZM198 184V183H197ZM3 185V184H2ZM10 185V184H9ZM39 185V184H38ZM41 185V184H40ZM75 185H76V183H75ZM99 185V184H98ZM101 185V184H100ZM102 185V186H103ZM165 185H168V183L167 184H165ZM170 186L172 185V183H170L169 184ZM188 182H187V184L185 185L186 186V188H190V187H188ZM191 185V184H190ZM250 185V186H249ZM253 185V184H252ZM5 186V185H4ZM3 186V187H4ZM18 186V185H17ZM35 186V185H34ZM56 186V185H55ZM64 186H65V183H64ZM88 186V185H87ZM96 186V185H95ZM169 186V187H170ZM177 186V187H176ZM184 186V185H183ZM200 186V185H199ZM202 186V187H203ZM2 187V188H3ZM36 187V186H35ZM40 187V186H39ZM43 187V186H42ZM51 187V186H50ZM68 187H70V186H68ZM73 187H74V185H73ZM80 187V186H79ZM93 187V186H92ZM167 187V186H166ZM172 187V188H173ZM201 187V186H200ZM201 187V188H202ZM17 188V187H16ZM60 188V187H59ZM61 188H63V186H61ZM66 188V187H65ZM89 188V187H88ZM94 188V187H93ZM96 188V187H95ZM103 188V187H102ZM101 188V189H102ZM168 188V187H167ZM171 188V187H170ZM171 188V189H172ZM178 188V189H179ZM184 190L186 189L185 187H182ZM254 188V187H253ZM4 189V188H3ZM2 189V190H3ZM42 189V188H41ZM76 189H79V188H77L76 187ZM91 189V188H90ZM131 189V190H130ZM169 190V191H167V190H165L163 193H165V192H168V194L167 195H171V191L172 190ZM199 189V190H198ZM219 189H220V187H219ZM230 189V188H229ZM255 189V188H254ZM11 190V189H10ZM10 190H9V192H10ZM46 190H48V188L46 189ZM53 190V189H52ZM70 190H71V188L69 189H66V190H61L60 189V191H58L57 193L59 194V193H61V194H63V193H65L66 194V197H68V193L69 194H72V193H70ZM128 190H130L131 192V194H129L127 191ZM173 190H174V188H173ZM183 190V191H184ZM191 190V189H190ZM0 191H1V189H0ZM5 191H7V190H5ZM44 191H45V189H44ZM85 191V190H84ZM126 191V192H125ZM186 191V190H185ZM184 191V192H185ZM39 192V191H38ZM38 192H36V193H38ZM40 192H42V193H44L43 191H40ZM46 192V191H45ZM80 192V191H79ZM86 192V191H85ZM94 192V191H93ZM99 193V191H95V193ZM174 192H176L175 190H174ZM173 192V193H174ZM181 192V191H180ZM188 192H189V189H188ZM188 192H185V196H186V193L188 194ZM222 192V191H221ZM5 193V192H4ZM6 193H8V192H6ZM4 194V200L5 201H7V200H9V195L11 194V193H8V194ZM54 193H56V191L54 192ZM91 193H92V191H91ZM90 193V194H91ZM94 193V194H95ZM13 194L14 193H12L11 195L13 196ZM39 194V193H38ZM47 194V193H46ZM128 194L130 195V197H132L131 199L130 198H128ZM179 194H181L180 195V197H179ZM189 194L187 195V198H189ZM257 194H258V192H257ZM1 195V194H0ZM6 195H8V196H6ZM78 195V194H77ZM81 195V194H80ZM86 195V194H85ZM91 195H93V193L91 194ZM96 196H97V194H95ZM95 195H93L94 197H95ZM100 195V194H99ZM175 195H172L171 197H173V196H175ZM192 195H195L194 197L192 196ZM230 195V194H229ZM259 195V194H258ZM36 196V195H35ZM35 196H33V197H35ZM40 196V195H39ZM44 196V195H43ZM46 196V195H45ZM52 196H53V194H52ZM58 196V195H57ZM60 196V195H59ZM58 196V197H59ZM65 196V195H64ZM70 196V198H74L73 196H75V195H72V197H71V195H69ZM88 196H89V194H88ZM122 196H125V198L127 199H124L125 201H129L130 200V202H135L134 204H137L138 206H141L143 209H144V206H146L145 208H147V215H145V216H149L148 218H146L145 217V221H141V219L138 217V216H135L134 214H136L135 212H133V214H132V212L131 211H129V212H131V214H132V220L130 219L129 221H131V223H130V225L131 224H133L134 223V225L131 227L132 229H133V227H135L134 228V230H129L130 231V233L128 232V230H127V228L129 229L130 227L129 226H127V227H125V223H126V221L130 218V217H128V216H130L129 215V213L127 214L126 212H125V210L123 209V206L125 207V205H123V204H125L124 202V200H123V202L121 201V198H122ZM175 196V197H176ZM185 196H183V197H185ZM197 196V197H196ZM260 196V195H259ZM262 196H264V194L262 195ZM3 197V196H2ZM2 197H1V199H2ZM8 197V198H7ZM11 197V196H10ZM48 197V196H47ZM61 197V196H60ZM87 197V196H86ZM100 197V196H99ZM193 197V198H192ZM45 198V197H44ZM96 198V197H95ZM124 198V197H123ZM122 198V199H123ZM177 198V197H176ZM259 198V197H258ZM0 199V200H1ZM11 199V198H10ZM13 199H16V198H13ZM31 199H33V198H31ZM42 199V198H41ZM48 199V198H47ZM93 199V202H94V198H92ZM96 199H98V197L96 198ZM101 199H99V201L101 200ZM129 199V200H128ZM260 199V198H259ZM258 199V200H259ZM12 200V199H11ZM40 200V199H39ZM43 200V199H42ZM56 200H58V199H56ZM60 201H63V200H65L64 198H62V200L61 199H59ZM74 199H72V201H73ZM79 200V199H78ZM85 200H87V199H85ZM89 200V199H88ZM91 200V199H90ZM89 200V201H90ZM263 200V199H262ZM3 201V200H2ZM4 201V202H5ZM14 201V200H13ZM12 201V202H13ZM53 201H55L54 200V198H53ZM68 202V200L66 199L65 200V202ZM70 201V200H69ZM75 201V200H74ZM98 201V202H99ZM11 202V201H10ZM35 202V201H34ZM45 202H48V201H45ZM56 202V201H55ZM58 202V201H57ZM97 202V201H96ZM258 202V201H257ZM0 203H1V201H0ZM3 203V202H2ZM6 203V202H5ZM14 203V202H13ZM73 203V202H72ZM86 203V202H85ZM87 203H88V201H87ZM227 203H230L231 204V206H229L230 204H228V206L227 205H225V204H227ZM264 203V202H263ZM263 203L261 204L260 203V201H259V205L261 204V206H263ZM8 204H9V202H8ZM41 204V203H40ZM46 204V203H45ZM74 204V203H73ZM77 204H79V203H77ZM89 204V203H88ZM91 204V203H90ZM133 204V205H134ZM10 205V204H9ZM53 205V204H52ZM56 205V204H55ZM67 205V204H66ZM87 205V204H86ZM123 205V206H122ZM257 205V204H256ZM2 206V205H1ZM7 206V205H6ZM6 206H4L5 208H6ZM33 206H35V205H33ZM47 206V205H46ZM63 206V205H62ZM135 206V205H134ZM37 207V206H36ZM48 207V206H47ZM69 207H70V205H69ZM89 207H91V206H89ZM225 207V208H224ZM226 207H228V208H230L231 209V211L229 210V212H228V210H227V212H224V209L226 210ZM19 208V207H18ZM49 208H51V207H49ZM68 208V207H67ZM88 208V207H87ZM222 209V208H224V209H222V212H220V213H218L219 212V209ZM8 209H9V206H8ZM22 209V208H21ZM32 209V208H31ZM73 209V208H72ZM139 209V208H138ZM142 209V210H143ZM259 210H261V208H258ZM263 209V208H262ZM6 210V209H5ZM15 210V209H14ZM34 210V209H33ZM47 210V209H46ZM63 210V209H62ZM70 210V209H69ZM78 210V209H77ZM84 210H85V208H84ZM87 210V209H86ZM95 210V211H96ZM102 210V211H103ZM259 210H258V212H259ZM3 210L1 209V212H2ZM41 211V210H40ZM58 211V210H57ZM73 211V210H72ZM71 211V212H72ZM75 211V210H74ZM89 211V210H88ZM105 211L104 212H102V213H105ZM124 211V212H123ZM141 211V210H140ZM254 211H255V213H254ZM1 212H0V214H1ZM6 212V211H5ZM4 212V213H5ZM64 212V211H63ZM82 212V211H81ZM87 212V211H86ZM144 212V211H143ZM257 212V213H258ZM263 212V211H262ZM261 212V213H262ZM7 213V212H6ZM79 213V212H78ZM96 213V212H95ZM126 213V214H125ZM142 213V212H141ZM261 213H260V215H261ZM264 213V212H263ZM262 213V214H263ZM56 214V213H55ZM69 214V213H68ZM83 214V213H82ZM97 214V213H96ZM100 214V213H99ZM105 215L104 214V216H108V215ZM123 214H125V215H123ZM259 214V213H258ZM257 214V215H258ZM98 215V214H97ZM126 215H128L127 216V218L125 219L124 218V216H126ZM134 215V216H133ZM137 215V214H136ZM141 215V214H140ZM155 215V216H154ZM264 215V214H263ZM79 216V215H78ZM102 216V215H101ZM164 216H169V217H171V219L172 220H174V219H176V221L174 220V223L176 222V225H174V227L171 229V226L170 225H172V224H167L168 223V221H167V225L165 224V223H163L162 221H164L163 219H164ZM90 217V216H89ZM99 217V216H98ZM123 217V218H122ZM144 217V216H143ZM158 217H161V220L162 221H160L159 220V223H158V221H157V219H158ZM173 217V218H172ZM262 217H264V216H262ZM12 218V217H11ZM80 218V217H79ZM123 220H122V219ZM141 218H142V215H141ZM166 218H168V217H166ZM165 218V219H166ZM254 218V217H253ZM6 219V218H5ZM98 219V218H97ZM106 219V218H105ZM160 219V218H159ZM169 219V218H168ZM256 219H257V221H259L260 222V224L261 225H257L258 223H255L256 224V226H252L253 228L254 227H256L254 230L252 229H249L248 230V233H249V231L251 230V233L252 234H257L258 235V238H259V240L262 238V242L261 243H259L261 246H262V244H264L263 243V238H264V219H263V221H262V223H261V221L260 220H258L259 219V217L257 218L256 217ZM255 219V220H256ZM59 220V219H58ZM101 220V219H100ZM122 220V221H121ZM124 220H125V222H124ZM134 220V222L132 223V221ZM167 220V219H166ZM165 220V221H166ZM170 220V219H169ZM262 220V219H261ZM67 221V220H66ZM69 221V220H68ZM93 221V220H92ZM105 221V220H104ZM109 221H111V220H109ZM128 221V222H129ZM154 221H156V222H154ZM251 221V223H252V219L250 220ZM253 221H254V219H253ZM72 222V221H71ZM90 222V221H89ZM135 222H137L139 225V227L137 226V225H135L136 223ZM158 223V225L160 224V223H163L164 225H166V226H168V227H170V231H169V233H171L169 236H171V238H169L165 233V231L163 230V229H166L167 227L166 226H164L165 228H163V226H161L162 224H160V228L162 227L163 229H161V230H163V232L161 231V230H158V229H160V228H158L157 227V224L155 225L154 223ZM231 222H234V223H237V225L235 224H233V223H231ZM151 223H153V225L151 224ZM53 224V223H52ZM72 224V223H71ZM104 224H105V222H104ZM254 224V225H255ZM126 225H127V223H126ZM158 228H156L157 230H154V231H152L154 228H155V226ZM233 225V226H232ZM25 226V225H24ZM88 226V225H87ZM6 227V226H5ZM18 227V226H17ZM138 227V228H137ZM11 228V227H10ZM74 228V227H73ZM94 228V227H93ZM90 229V228H89ZM152 229V230H151ZM211 229V230H210ZM2 230V229H1ZM99 230V229H98ZM200 230V232H202V230H207V234H205V232H203L204 233V235H205V237H203V238H201L198 234L200 233H198V231ZM208 230H209V234H208ZM6 231V230H5ZM97 231V230H96ZM158 231V232H157ZM167 231V230H166ZM167 231V232H168ZM252 231H254V233L252 232ZM160 232V233H159ZM165 232V233H164ZM164 235H163V234ZM198 233V234H197ZM56 234V233H55ZM65 234V233H64ZM77 234V233H76ZM94 234V233H93ZM168 234V233H167ZM198 236H197V235ZM70 235V234H69ZM88 235H89V233H88ZM92 235V234H91ZM91 235H89V236H91ZM95 235V234H94ZM167 236V238H169V240L167 241V239L165 240V241H163L164 239V237H162V241L163 242H161V240L160 239H158V240H160L159 242H161V243H157L156 241H155V239L157 240V238H159V237H161V236ZM249 235V234H248ZM251 235V234H250ZM1 236V235H0ZM50 236V235H49ZM252 236V235H251ZM250 236V237H251ZM88 237V236H87ZM94 237V236H93ZM97 237V238H98ZM101 237V238H102ZM246 237H248L247 235H246ZM96 238V239H97ZM166 238V237H165ZM241 238V240H239ZM255 238H256V236H255ZM254 238V239H255ZM258 238H257V240H258ZM246 239V238H245ZM95 240V239H94ZM98 240V239H97ZM247 240V239H246ZM251 239H249V243L250 242H252V241H254V240H251ZM8 241V240H7ZM61 241V240H60ZM167 241V242H166ZM207 241H209V242H211V246L209 245V243L207 242ZM242 241H245V240H242ZM3 242V241H2ZM92 242V241H91ZM107 242V241H106ZM257 243L258 242H260V241H256ZM104 243H105V241H104ZM109 243V242H108ZM240 243H242V242H240ZM244 243V242H243ZM6 244V243H5ZM251 244H253V242L251 243ZM106 245V244H105ZM110 245V246H111ZM244 245H245V243H244ZM248 245V244H247ZM259 245V246H260ZM264 246V245H263ZM57 247V246H56ZM245 247V246H244ZM246 247H249V246H246ZM11 248V247H10ZM111 248V247H110ZM239 248V249H238ZM242 248H243V246H241V250H242ZM250 248V247H249ZM248 248V249H249ZM253 248L254 249H256V247H254L253 246ZM1 249H3V248H1ZM104 249V248H103ZM112 249V248H111ZM203 250L204 252H205V255L203 256V258L201 257L200 258V256H199V254H201V252L197 255L196 254V252L198 253L200 250ZM238 249V250H237ZM246 249V248H245ZM247 249V250H248ZM253 249V250H254ZM4 250H6V249H4ZM9 250V249H8ZM12 250V249H11ZM15 250V249H14ZM237 250V251H236ZM252 250V251H253ZM261 250V249H260ZM259 250V251H260ZM2 251V250H1ZM111 251V250H110ZM244 250H242L241 252H243ZM6 252V251H5ZM101 252V251H100ZM100 252H99V254H100ZM107 252V251H106ZM240 252V251H239ZM244 252H246V250L244 251ZM248 252H250V250L248 251ZM8 253V252H7ZM55 253V252H54ZM63 253V252H62ZM203 253V252H202ZM1 254H3V253H1ZM0 254V264H5L6 263V261L7 260H5V258H6V256L4 255H1ZM6 254V253H5ZM9 254V253H8ZM95 254V253H94ZM115 254V255H116ZM253 254H255V253H253ZM262 254V253H261ZM12 255V254H11ZM112 255H113V253H112ZM243 255H245V254H243ZM252 257H253V255L252 254H250ZM64 256V255H63ZM101 256V255H100ZM144 256V257H145ZM202 256V255H201ZM250 256V257H251ZM142 257V256H141ZM249 257V258H250ZM8 259H9V256L7 257ZM134 258V259H133ZM12 259H13V257H12ZM16 259V258H15ZM61 259V258H60ZM119 259V258H118ZM121 259V260H122ZM140 259V258H139ZM51 260V259H50ZM66 260V259H65ZM79 260V259H78ZM135 260L137 261V262H135ZM142 260V259H141ZM256 260V259H255ZM64 262V261H63ZM253 262H255V261H253ZM123 263V262H122ZM132 263V264H133ZM249 263H250V261H249ZM248 263V264H249ZM6 264H8V263H6ZM25 264V263H24ZM128 264V263H127ZM138 264H141V263H138ZM145 264V263H144ZM255 264H257V263H255Z\"/></svg>",
  "mask_w": 264,
  "mask_h": 264
}]
</instances>
